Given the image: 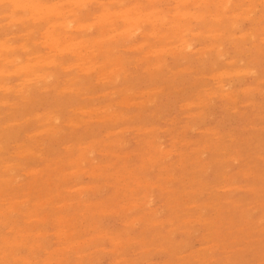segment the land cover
I'll list each match as a JSON object with an SVG mask.
<instances>
[{"label": "rangeland", "instance_id": "374dc122", "mask_svg": "<svg viewBox=\"0 0 264 264\" xmlns=\"http://www.w3.org/2000/svg\"><path fill=\"white\" fill-rule=\"evenodd\" d=\"M8 1L11 3H9ZM37 1H39V0H35V1L32 0L30 2L28 0H5V1L1 0L0 1V11H1L0 12V17H1L0 18V26L2 25L1 26L2 28L0 27V34H1L0 35V48H1L0 55L4 52L3 53L4 55L0 56V57H2V58H0V65H3V67L5 69L4 70L3 67L0 66V73H2V75L0 74V82L2 83V84L0 83V103L2 102L0 104V106L2 105L0 107V128H2L4 126L2 129H0V137H2V138H0V147H1V149H0V160H1L0 161V178H1L0 179V193L2 192L1 196H0V247L3 245L0 248V261H1L0 264L1 263L2 264H47L48 258L49 259L51 258V260L49 261L50 263L48 262V264H81V263L82 264H264V129H263L264 128V91H263L264 90V85H263L264 84V31H263L264 30V20H263V18H264V11H263L264 10L263 9L264 8V2H263V0H260L262 2H260L259 0H258V2L257 1L255 2V0L254 1L249 0V1H252L251 5L250 4L248 5V3H249L248 0H230L228 2L230 4V6L227 3L228 0L227 1L226 0H221V1L219 0V2L216 0H212V1L210 0V2H208L209 0H202V1L197 0V1H195L196 3L195 2L193 3L194 0H189L192 2H189L188 0H183V2H182V0H179V1L178 0H172V1L171 0H168V1L167 0H161V1H159V0H148V2H147V0H137V2H136V0H126V3H125V0H124L123 1L124 4H122V2H121L122 0H119V1H117V0H98V1L97 0H92V1L86 0L85 1L84 0L85 2L83 0H82V2H81V0H79V1L75 0V1H73V3H69L71 0H53V1L52 0H41L40 2H37ZM62 1L65 3H62ZM5 2H8V3H5ZM19 2H20L21 6H22V4H25L24 8L18 6ZM32 2H34V3H32ZM41 2H42V5H44L48 9H50V6L52 8H53V5L55 6L53 9L47 11L48 16H46L47 12L46 13L43 12V10L45 11L46 8L41 5ZM101 2L102 3L104 2L103 3L104 6L101 5ZM115 2L116 3L119 2L118 5H120V4H122V5L118 6ZM160 2L162 5L160 4ZM180 2H181V4H180ZM217 2L219 3V5H217L218 4ZM244 2H246V3H244ZM30 3H32V4L36 3V4L32 5ZM44 3H47V4H44ZM81 3H82V5H81ZM135 3L136 4L138 3V4L136 5ZM240 3H244V4H242V5H244V7L241 6L242 7L241 10H240V5H241ZM252 3H255V4H253L254 6L252 5ZM4 4H5L6 8L3 7ZM6 4H7V6H6ZM13 4L14 5L17 4V5L14 6ZM70 4H72V5H70ZM83 4L86 7L87 6L88 7L87 8L84 7ZM200 4H201V6H199ZM12 5H13V7H12ZM26 5H27V7H26ZM31 5H32V7H31ZM36 5L38 7H40L42 10L40 8L36 9V7H37ZM48 5H49V7H48ZM62 5H63V7H62ZM78 5L79 6L81 5L82 7L81 6L79 7ZM106 5H107V7L105 10ZM133 5H134V7H132ZM175 5H177L178 7ZM223 5H225V7L221 8V6H223ZM246 5L249 6V7H247L248 9L246 8ZM58 6H59L58 10H56ZM108 6H109V10H107ZM146 6H148V8ZM157 6H159V7H157ZM212 6L214 8H211ZM28 7H30L31 10L28 9ZM70 7H72V8L70 9ZM150 7H152V8H150ZM156 7L158 8V10ZM188 7H190V9ZM254 7H256V10L254 9ZM11 8H12V12H11ZM34 8L36 9V13L34 11L35 10ZM77 8H79V10L81 9L82 12H81V10L78 11ZM84 8H86V9H84ZM184 8L186 9L184 12V15H186V16H184L182 14L183 13L182 11L184 10ZM215 8L217 10L224 8V10H222L223 12L221 10H218V12H217V10ZM245 8H246V11H245ZM68 9H70V10H68ZM115 9L117 11H119V10H122V11L117 12ZM125 9H127V11ZM145 9L146 10L148 9L147 12ZM151 9H153V10H151ZM227 9H228V11H227ZM55 10L57 12H53ZM71 10H73V11L70 12ZM75 10L78 11V13H75ZM136 10H137V12L139 11L138 16L140 15L141 17H138L136 15L137 14V13H135ZM198 10H200V11L198 12ZM206 10H207V12H206ZM22 11H24V12H22ZM33 11H34V13H33ZM62 11H63V13H62ZM67 11L70 12V16H69V13ZM133 11L135 14H132ZM159 11L161 13L162 12L163 13L161 14ZM166 11H168V12H166ZM187 11H189V12L187 13ZM203 11L205 13V16L208 19L206 17H203V15H204ZM212 11L214 12L213 13L214 16H213V14L209 13ZM248 11L251 13L249 14ZM253 11H255V12L253 13ZM257 11H258V14H257ZM14 12H16V13H14ZM101 12H103V13H101ZM110 12L111 13L114 12L115 16L113 15V13L111 14ZM164 12L166 13L165 16H167L169 14L167 16L168 20H164V19H166L164 16V14H165ZM219 12H220V14H219ZM241 12L243 15L241 14ZM7 13H8V17H7ZM12 13L14 14L13 16H12ZM67 13H68V15H67ZM109 13H110V15H108ZM190 13H191V15H190ZM197 13L200 16H198ZM224 13H225V15H224ZM10 14L14 18L15 17H16V19L18 18V20H15L14 18H13L14 20L10 19L11 18L9 16ZM19 14H21V16ZM22 14H24L23 15L24 17L22 16ZM52 14L55 17H53ZM62 14H63V16H62ZM77 14L78 15L81 14L83 18L81 17V19H80V16H78ZM102 14H103V16H102ZM179 14L183 15V17H185V18L183 19V17ZM222 14H223V18H222ZM235 14L237 16H241L239 18L242 20H240L237 16H235ZM246 14H247V16H249V19L251 18L250 20L247 19ZM3 15L4 16L6 15V17H4ZM34 15H35V17H32ZM38 15H40V16L38 17ZM58 15H59V17H58ZM87 15L88 16L90 15V16L87 17ZM134 15H136V19L134 18ZM176 15H179V17L177 18L178 20H175ZM189 15H190V17H189ZM207 15L210 17H208ZM250 15L253 17H250ZM19 16L23 17L22 21H19L21 19ZM28 16H31V17L29 18ZM95 16H97V17H95ZM147 16H149V18ZM194 16H196V18H194ZM218 16L220 18H222L221 20L219 18V21L217 20ZM226 16H228L229 18L228 17L226 18ZM231 16H232V18H231ZM243 16H245V17H243ZM254 16H256L257 18ZM56 17H58V18H56ZM116 17H117V20L119 17L118 21H116ZM120 17L123 19H121ZM131 17H133V18H131ZM174 17H175V19H174ZM198 17H200V18H198ZM202 17H203V19H202ZM213 17H215V18H213ZM88 18H90V20ZM130 18H131V21L134 22V24L132 22H130ZM147 18H148V20H150V23H149V21H147ZM236 18H238L237 21H236ZM243 18H244V20H243ZM26 19H27V21H25ZM45 19L47 21L50 20L49 23L51 25H49V23H47V21ZM63 19L64 20L66 19V20L64 21ZM70 19L75 20L76 22L75 21L74 22L76 25L73 24V21ZM78 19H80V20H78ZM86 19L88 21H86ZM137 19L138 20L141 19L142 21L140 20L137 23ZM223 19L225 20V23H224ZM9 20L14 21V23L12 21L10 22ZM23 21H24V23H23ZM43 21H46L45 23L47 24V26ZM84 21H86V22L84 23ZM99 21H101V22H99ZM202 21H203V23H202ZM212 21H213V24H212ZM230 21L236 22L239 27L237 26L236 23L230 22ZM63 22H64V25L61 24ZM82 22L84 23L83 25H82ZM139 22L141 24L140 26L138 25ZM142 22H144L143 25H142ZM182 22H183V24H182ZM187 22L191 23V24H188ZM11 23H13L14 25L10 26ZM52 23H54V25ZM55 23L56 24L59 23V24L55 25ZM65 23H67V24H65ZM127 23H129V24L126 25ZM168 23H170V24H168ZM16 24H17V26H16ZM29 24H31L30 27H28ZM70 24H71L70 29H65V28H67V26L69 28ZM77 24H80V25H77ZM87 24H88V26H91L93 24L92 25L93 27H89L90 30L93 28V30H92L93 32L92 31L90 32L88 30ZM98 24H100V27H102V25H103V27L105 26L104 29H103V27L99 28ZM110 24L112 25V27ZM164 24H166V25H164ZM185 24L187 26H189V27L191 26V27L190 28L187 26L185 27ZM220 24H222L223 26ZM240 24H242V25H240ZM72 25L74 27H72ZM84 25H86V26L84 27ZM94 25H96L95 27H97V28L94 29ZM129 25H130V28L128 27ZM136 25H138V26L136 29H134L136 27ZM234 25L237 26V27H234L235 29L233 28ZM39 26H40V28H38ZM52 26H54V27H52ZM79 27H82V28H79ZM138 27L139 28L141 27V29H139ZM151 27H152V29H151ZM161 27H163V28H161ZM52 28H55V29L52 30ZM63 28H64V30H63ZM195 28H197V29H195ZM218 28L220 30L221 29L222 30L219 31ZM236 28H237V30H236ZM10 29H12V30H10ZM101 29H103L102 32H101ZM150 29L152 30L151 32H150ZM167 29L169 31H170V29L174 30L175 33H174V31L169 32ZM208 29H210V30H208ZM216 29L218 30V32H216L217 31ZM229 29L231 32L229 31ZM32 30H34V31H32ZM69 30L70 31L73 30V32L70 33ZM82 30H85V31L87 30V32L88 31L89 32L88 33L85 31L82 32ZM104 30H105L106 34H104ZM135 30H138V32L141 31L142 33H140V32L138 33ZM162 30H164V31H162ZM185 30H188V31H187V33L184 34L183 32ZM225 30H228V31L226 32ZM232 30H234L235 32H233ZM239 30H240V32H239ZM29 31H30V33H28ZM52 31L56 33V34L54 33V36L60 35V37H58L60 40H58V38L55 36L57 38V40L54 37L55 38L54 42L50 41L51 40L50 37L53 36ZM78 31L81 34L83 33L82 35L81 34L80 35L84 36V37H80V35L77 34V33H79ZM108 31H110L111 33H109ZM118 31H119V33H118ZM127 31H128V33H127ZM161 31L164 34H162ZM167 31H168V33H167ZM222 31H225V32L222 33ZM34 32H36V33H34ZM48 32H50V34H49L50 36H48V38H47L46 34L48 35ZM59 32H61V33L59 34ZM62 32H67V33H62ZM113 32H115V33H113ZM129 32H131V33H129ZM134 32H136L137 34L136 33L134 34ZM193 32H194V34H192ZM112 33H113V35H112ZM145 33H147V34H145ZM150 33L151 34L154 33L155 35L154 34L151 35ZM188 33H190V34H188ZM197 33H198V37H197ZM199 33H201V34L199 35ZM63 34H66V35L69 34V35L63 36ZM178 34H179V36H178ZM202 34L203 35L205 34L204 37ZM209 34H211L210 37H209ZM31 35H32V38H31ZM71 35L73 37L72 40H74V41L71 42V39H69V42H68L67 40H68V38H71ZM102 35H107L106 36L107 38L106 37L104 38V36H102ZM109 35H112V37L110 38ZM134 35H136V36L134 37ZM145 35H147V36H145ZM220 35H222V37ZM232 35H234V36H232ZM238 35L239 36L241 35L240 36L241 38ZM246 35H247V37L243 38ZM26 36H28V37L26 38ZM74 36L75 37L78 36V38L77 37L75 38ZM207 36L210 40L207 38ZM212 36H214L215 38ZM228 36H229V38H228ZM90 37L93 40H91ZM101 37H103V38H101ZM119 37L121 39H119ZM132 37H133V40H132ZM147 37L148 38L151 37V38L148 39ZM154 37H155V39H154ZM169 37H170V39H169L170 41L167 40ZM217 37H220V38H217ZM233 37H235V38H233ZM88 38L91 41L88 40ZM94 38H96V39H94ZM100 38L102 40H97ZM161 38H163V39H161ZM250 38H251V40L252 39L253 40L251 41ZM261 38H262V40H261ZM63 39L65 40L64 41L65 43L68 42L69 44L68 43L64 44ZM83 39H85L84 43L81 42V41H83ZM103 39H105V40H103ZM106 39H108V40H106ZM183 39H185L186 42ZM193 39H195L196 41ZM230 39H231V41H230ZM245 39H247V40H245ZM79 40H81V41H79ZM95 40H96V43H95ZM115 40H116V42H115ZM159 40H160V42H159ZM39 41H41V42H39ZM56 41H59V42L56 43ZM77 41H79L81 43V46H78L79 42L77 43V45H74V43L76 44ZM86 41L88 42L87 43L88 45H90V43H92V44L89 47H87ZM117 41H118V43H117ZM120 41L122 44L120 43ZM172 41H175L174 42L175 44ZM200 41H202V42L200 43ZM261 41H263V42H261ZM27 42H28V44H26ZM49 42H51V43H49ZM70 42H71V44H70ZM123 42H125V43L123 44ZM127 42H128V44H126ZM164 42L166 45L164 44ZM177 42H179V43H177ZM2 43L3 44L5 43L3 45V47H5V50L1 46ZM10 43H11V45H10ZM44 43H45V45H44ZM53 43H55L56 47L53 46L54 45ZM59 43H63V44L61 45ZM97 43L99 45L100 44L101 45L97 46L98 45ZM110 43H112V44L115 43L116 46L111 45ZM130 43H132V44H130ZM187 43L189 45H187ZM215 43H216L217 47L215 46ZM29 44H31V46H29ZM33 44H35V46ZM51 44H53L52 46L54 48L51 47ZM93 44H94V46H93ZM258 44H260V45H258ZM6 45H10V46H8V48H7ZM22 45H23V47H26V49H24L22 47ZM49 45H50V47H48ZM69 45H70V47H69ZM95 45L97 47H101V48H97ZM151 45H153L154 47L152 46L153 48H151ZM191 45L193 46L192 48H190ZM17 46H18L19 50L17 49ZM62 46H63L64 52H62V50H63ZM71 46H72V48H71ZM75 46H76V51H78L81 48H83V49L79 50L78 52H76L75 50H72L70 52V50L74 49ZM146 46H147V48H146ZM165 46H167V47H165ZM212 46H214V49ZM221 46L222 47L224 46V47L222 48ZM261 46H262V48H260ZM10 47H12V49ZM20 47H22V48H20ZM41 47H42V49H41ZM59 47H61V48L59 49ZM67 47L70 49H68ZM84 47L89 48L90 52L87 49V53H89V54H91V52H93L94 48H95L96 51L91 54L93 56H91L89 54L88 55L91 57L87 56V54L84 50L85 49ZM143 47H144V49H143ZM203 47L206 48L208 51L202 50V49H204ZM211 47L213 50L209 49ZM218 47L220 48V49H218V50H220L219 52L223 51L222 52L223 56L220 55L221 53H219L217 51ZM57 48H58V50H57ZM105 48L108 50H105ZM170 48L172 51H169ZM259 48H260V50H259ZM16 49L18 50V52L16 51ZM110 49L113 51H111ZM123 49H125V50H123ZM150 49H152L153 51L152 50L150 51ZM161 49L164 51H162ZM184 49H185V51H184ZM215 49H216V51H215ZM55 50H57V51H55ZM99 50H101V51H99ZM114 50H116V51H114ZM209 50H211V52ZM50 51H51V53H50ZM106 51H110V52L107 53ZM147 51L151 54H148ZM155 51L159 55H156ZM186 51H188L187 56L184 55V54H186ZM192 51L193 52L195 51V52L193 53ZM197 51H199V52L197 53ZM202 51L204 52V53H202V54H204V56L201 55ZM72 52H74L75 54L76 53H79V54H78V56H77V54L75 56V55H73L74 53H72ZM101 52H103V53H101ZM104 52H105V54H104ZM111 52H114L112 56L107 55V54H110ZM159 52H161V54ZM162 52H163V54H162ZM38 53H40V55H42V57H40V55ZM134 53H136L137 55ZM166 53H169V54H167L168 56H165L167 58H164V54H166ZM170 53L172 55H170ZM188 53H189V56H188ZM53 54H55V57H53ZM61 54H62V56H61ZM63 54H65L66 56ZM97 54H99V56L101 58H99V56ZM35 55H37L36 58H35ZM45 55H47V56H45ZM49 55L52 56L51 58L53 61H50L51 59L49 58L50 57ZM82 55L84 57L87 56L86 61L84 60V57ZM94 55H95V58L92 59L94 57ZM236 55H238V56H236ZM6 56L8 57V59H6L7 58ZM150 56H152V58ZM154 56H159V57H154ZM185 56H186V58H183ZM219 56H220V58L221 57L222 58L224 57V58L220 59ZM43 57H45V58L40 60ZM68 57H69V59H66ZM116 57H118L119 60L122 62H120L118 60V58H116ZM147 57L149 58V60ZM203 57H205V59H203ZM13 58H15V59L18 58V59H16V63L17 64L20 63V65L15 64L14 60H12ZM38 58H40V59H38ZM53 58H55V59H53ZM76 58H78V59H76ZM90 58L92 59V61L93 60L94 61H93V65L91 63V65L89 66L88 64H90V62H92L90 60ZM109 58L110 59L112 58V59L110 60ZM162 58H163V60H162ZM206 58H208V59H206ZM210 58H212L211 61H210ZM35 59H37L38 62L41 63L42 65H40L37 62V60H35ZM45 59L47 62L49 60L50 65L54 61H55L54 62L55 64L52 63V65L50 66V65H47L49 63H46V62H45L46 64L42 63V61L44 62ZM62 59H64V60H62ZM79 59H80V61L82 60V63H80ZM95 59H97L98 61L97 60L95 61ZM142 59L143 60L146 59V60L143 61ZM186 59H188V61ZM191 59L193 60V62L191 61ZM216 59H219V61H217ZM21 60L23 63L21 62ZM27 60H28V62H27ZM115 60L118 61L117 66H121L123 70H121V68L120 69L117 68V66L115 65L116 64ZM150 60L154 61V62H151ZM233 60L234 61L236 60L237 62L236 61L234 62ZM34 61H35V64H33ZM84 61H85V63H84ZM104 61H106V62H104ZM110 61H113V62H110ZM162 61L164 63L166 62L165 64L167 66H165V64ZM202 61H203V63H202ZM5 62H6V64H4ZM11 62H13V63H11ZM64 62H66V63H64ZM94 62H97V63H94ZM161 62L166 67V68L164 67L166 70L164 68H163L164 70L162 69L163 65L161 64ZM29 63H30V66L32 64L31 67L27 66V65H29ZM62 63H63V66L65 67L64 70L61 69V67L64 68L63 66H61ZM100 63L103 64V66L105 65L104 67H105L106 71ZM109 63L111 64L110 67L108 66ZM119 63H122V64L120 65ZM149 63H151L150 66H149ZM200 63H201V65H200ZM213 63H214V65H213ZM253 63H254V65H252ZM8 64H9V66H8ZM12 64H13V67H12ZM112 64H113V66H112ZM157 64H158V66L159 65H161V66L157 67ZM243 64H245V65H243ZM14 65H17L18 67L22 65L23 67L21 69L22 70L25 69V71L20 72V69ZM122 65H125L127 67L122 66ZM82 66H83V68H82ZM91 66H93V67L95 66L94 69ZM147 66H148V68H147ZM195 66H196V68H195ZM24 67H26V68H24ZM33 67H35L34 69L36 71H37L38 67H42V70H41V68H40V70H38V71H42V72H39L42 75L37 73L38 71L37 72L33 71V74H35V73L36 74L30 75L32 71L30 72L29 70L33 69ZM150 67L153 69V71ZM186 67H187V70H183V68L186 69ZM98 68H101V70L103 69L104 71L102 70V72L100 73L101 70ZM159 68H161L162 70ZM198 68H200V69H198ZM7 69L8 70L11 69V71H9L8 73L6 72L7 74L6 73L3 74V72L6 71ZM14 69H15V72H17V73L20 72V74H17V73L13 74ZM73 69H75V70H73ZM84 69H88L89 72H87V70H84ZM96 69H98V71ZM124 69H125V73H124ZM126 69H127V71H126ZM157 69H159V70L157 71ZM180 69L183 71L179 72ZM217 69H220V70H217ZM235 69H237L236 72L233 71ZM1 70H2V72H1ZM78 70H80V71H78ZM119 70L121 73L123 72L122 73L123 75L119 72ZM223 70L224 71L226 70V72H224ZM250 70L254 71L255 73L254 72L251 73ZM149 71H152V72H150V74H149ZM154 71H155V73H154ZM243 71L245 73H243ZM256 71L258 74L256 73ZM11 72H12V74L9 75V73H11ZM27 72H29V74ZM44 72H46V74H44ZM118 72H119V74H118ZM181 72H182V74H181ZM219 72H221V73H219ZM233 72H234V74H231ZM248 72L250 73V75L256 74L255 75L256 77L250 76L248 74ZM262 72H263V74H262ZM47 73L49 75H48V77L46 76L47 77L46 78L45 75H47ZM99 73H100V75H99ZM115 73L118 74L116 76L118 78H120L119 80L117 79V77H114ZM218 73L220 76L218 75ZM238 73H240V74H238ZM74 74H75V76H74ZM92 74H94V75H92ZM180 74H181V76H180ZM221 74H223V75H221ZM27 75L28 76L30 75L28 78L29 80L27 79V77H28ZM104 75L106 76V78L104 77ZM261 75H262V77H261ZM11 76H13V77H11ZM35 76H36V78H35ZM37 76H39V77H37ZM72 76H73V78L71 80ZM100 76H103V77H100ZM109 76H110V78H109ZM124 76H126V77H124ZM222 76H225V77H222ZM226 76H228V77L226 78ZM239 76H241V77H239ZM40 77L42 79L45 78L44 81L47 80L49 83L47 81H46L47 84L43 83V80H41ZM49 77H50V79H49ZM77 77L79 79H77ZM98 77L101 79H99ZM111 77L116 78V80H118L120 82H118L116 80H112L114 78L111 79ZM31 78H33V79H31ZM39 78H40V80H38ZM65 78H66V80H65ZM96 78H98L97 80H99L98 81L99 83H97ZM103 78H105L106 80H104ZM186 78L188 79L189 83L187 82ZM228 78H230V79H228ZM258 78H260V80ZM34 79H36V80H34ZM75 79H77V85H74L76 83H73L76 81ZM90 79H92V80H90ZM189 79H192V80L189 81ZM242 79H244V80H242ZM219 80H221V81H219ZM222 80H223V82H222ZM23 81L25 83L24 84L25 88L22 87ZM28 81H30V83H28ZM34 81H38L37 82L38 85ZM85 81H87V82H85ZM105 81H107V82H105ZM114 81H116V82H114ZM261 81H262V83H261ZM39 82L43 85L40 86L41 84ZM258 82H259V84H258ZM5 83H6V85H5ZM70 83L71 84L73 83V86H71ZM105 83H108V84H105ZM112 83H115L116 85L112 84ZM204 83H205V85H204ZM212 83H213V85H212ZM109 84L111 85V87L109 86ZM231 84H233V85H231ZM260 84L262 86L260 88L261 91H259ZM3 85L7 91L3 88ZM30 85H31V87L29 88L28 86H30ZM34 85H36V86H34ZM129 85H130V87H128ZM6 86L7 87L9 86V88H7ZM56 86H59V88ZM74 86H75V88H74ZM166 86H167V89H166ZM221 86L224 87L225 89H222ZM229 86L231 88H228ZM27 87L29 89L28 90L29 92L26 89ZM34 87H36V88H34ZM55 87L59 90L56 91ZM70 87L72 90H69ZM76 87L78 89H80V91H78V89ZM232 87H234V88H232ZM250 87H254V88L250 89ZM255 87L257 88V90ZM13 88H15V89L12 90ZM20 88L22 89V91ZM23 88L26 90H24ZM31 88L33 90H31ZM45 88L48 90L50 89V90L48 91ZM52 88H53V90H52ZM63 88L66 89L64 92H63ZM81 88H83V89H81ZM159 88H161V89H159ZM98 89H99V91H97ZM121 89H122V91H121ZM128 89L132 93H130ZM151 89H157L158 91H156V90L152 91ZM221 89L224 92L223 93L221 91V93L223 95L221 93H219ZM44 90H46V91H44ZM51 90H52V93H51ZM67 90H69V92H67ZM111 90L115 91V93L112 92ZM146 90H148V91H146ZM165 90H166V92L163 93ZM205 90H207V91H205ZM13 91H15V92H13ZM60 91L63 92L64 94H62ZM8 92H9V94H7ZM25 92H28V93H26V94H28L27 96H26ZM105 92H107L108 95ZM128 92L130 95L128 94ZM199 92H201V93H199ZM209 92H211V94ZM237 92L240 95H237L238 94ZM251 92H255V93H251ZM80 93H82V94H80ZM111 93L112 94L114 93L112 95V97H111ZM140 93H142V94H140ZM147 93H148V95H147ZM212 93H213L214 97H213ZM226 93H229V94H226ZM231 93L233 95L235 94L234 95L235 97L233 95H230ZM261 93H263V94H261ZM16 94H18V95H16ZM200 94H201V99L199 98ZM216 94L217 95L221 94V96H217ZM225 94L229 96V97L227 96V98L231 102L229 100H226L227 98H226ZM62 95H63V97H62ZM98 95L100 96V98L98 97ZM102 95H103V97H101ZM105 95H107V97H105ZM211 95H212V97H211ZM250 95L251 96L253 95L252 98ZM127 96L129 99L127 98ZM202 96L204 98H202ZM231 96L234 99L233 98L231 99ZM236 96H238V97H236ZM5 97H6V99H5ZM125 97L128 99V100L125 99V101L128 102L131 99L133 102L130 100L131 102H128V104L126 102L124 103L123 98H125ZM151 97H152V99H151ZM1 98H3L2 99L3 101L1 100ZM121 99H122V101H121ZM23 100H25V101H23ZM143 100L145 103L142 102ZM147 100H152V101L154 100V102L150 101L151 102L150 103L148 101L149 103H147L146 102ZM234 100H236V101H234ZM22 101H23V103H21ZM116 102H117V104H116ZM121 102H123V103H121ZM188 102H189V104L185 106V103H188ZM191 102H193V105H195V106L191 105ZM255 102H257V103H255ZM28 103H30V104L28 105ZM112 103H114V104H112ZM122 104H125V105H122ZM152 104H153V106H152ZM106 105H107V107H106ZM115 105H117V106H115ZM120 105L123 107H121ZM135 105L136 106L138 105V106L136 107ZM27 106H28V108H27ZM184 106H185V108H184ZM82 107L85 109V111L82 109ZM108 108H110V110ZM111 108H112V110H111ZM80 109H82V112ZM89 109L93 113L88 111ZM96 109H98V111L100 110L101 114L99 112H96L97 111ZM101 109H102V111H101ZM106 109H108L109 111L108 110L106 111ZM78 110H80V112ZM86 110L89 113H87ZM104 111L107 114L103 113ZM77 112H79V113H77ZM84 112H86V113H84ZM108 112H109V114H108ZM114 112H116V113H114ZM50 113H52L53 115L55 114V116H53ZM117 113H118V115L122 114V116H124V117L119 115L120 117H122V118L119 117L120 118V120H119V118L116 117V116H118ZM112 114H115V115L113 116ZM153 114H154V116H153ZM37 115L39 117H37ZM47 115H48V117H47ZM93 115H95V116H93ZM105 115H107V116H105ZM108 115L109 116L111 115L112 117L109 118ZM100 116L101 117L103 116V118H101ZM128 116L131 118H129ZM132 116L133 117L135 116L134 120L132 119ZM54 117H56V118H54ZM80 117H83V118H80ZM114 117H116L117 119H115ZM127 117H128V119H127ZM42 118H43V120H42ZM46 118H48V119H46ZM51 118L55 119V120H52ZM111 118H114V119H111ZM124 118H126V119H124ZM89 119L93 120V121H90ZM30 120H32V121H30ZM101 120H103L104 122ZM105 120H106V122H105ZM112 120H113V122H112ZM114 120L120 121V122H115ZM122 120H124V122ZM44 121H47V122H44ZM56 121H58L59 123ZM76 121L78 123H80L78 126L76 125V124H78ZM69 123H70V125H69ZM82 123L83 124L85 123V125H83ZM52 124H54V125H52ZM65 124H67V125H65ZM80 125L82 127H80ZM43 126H45V127H43ZM53 126H55L54 129H53ZM126 127H128L129 129L125 130V129H127ZM153 127H155V129H158V130L156 131L155 129H153L154 130V132H153L152 130H150ZM123 128H125V129H123ZM50 129H51V131H50ZM87 129H88V131H87ZM122 129L124 131H121ZM40 130L42 131L41 133L39 132ZM150 131H152V132L150 133ZM53 132H55V133H53ZM109 132H111L110 135H109ZM112 132H115L116 134L113 133V135H112ZM121 132L124 134L122 135ZM148 132L150 134L147 136ZM214 132H216V134H213ZM47 134H49V135H47ZM120 141H121V143H120ZM186 141L188 144H189V142H192L191 144H189L190 146L186 143ZM112 142H115V143H112ZM145 142H147V143H145ZM148 142L149 143L151 142L152 144L150 143V145H149ZM95 143H96V145H95ZM106 143H107V145H106ZM183 143H184V145H182ZM208 143L211 146H209ZM69 144H71V145L69 146ZM79 144H81V147ZM88 144H89V146H88ZM109 144H112V145L110 146ZM193 144H195V145H193ZM205 144H207V145L205 146ZM22 145H24V146H22ZM17 146H19V147H17ZM65 146L68 148H66ZM85 146H87L89 148L87 149V147H85ZM78 147H79V149H78ZM202 147H203V149H201ZM198 148L201 150H199ZM29 149H31V150L27 152V150H29ZM83 149H85V150H83ZM94 149L96 151H94ZM101 149H102V151H101ZM162 149L166 150V151H163ZM169 149H172V151ZM194 149H195V151H194ZM67 150H68V152H67ZM167 150L169 151V153ZM25 151L29 154L27 155V153ZM156 151H158L159 153ZM162 151H163V153L164 152L165 153L161 154ZM30 152H32L31 154H33V155H31ZM87 152L89 155L87 154ZM170 152H172V153H170ZM174 152H176V153H174ZM191 152H193V153L195 152V153L194 154L192 153L193 155L189 156ZM65 153H66V155H65ZM109 153H111V154H109ZM151 153H154V154H152L153 156L151 155ZM18 154H19V156H18ZM34 154H36V155L41 154L42 157H39L40 155L36 156ZM113 154H114V156H113ZM155 154H156V156L154 157ZM166 154H168V155H166ZM181 154L182 155L184 154V155L181 156ZM187 154L189 157L186 156ZM67 155H69V156H67ZM116 155H118V156H116ZM65 156L67 158H65ZM80 156L82 158L83 157L84 158L80 159L79 158ZM158 156H160V157H158ZM29 157H31V158H29ZM70 158H71V160H70ZM154 158H156V159H154ZM166 158H168V159H166ZM90 159H91V161L89 162L88 160H90ZM185 159H186V162L184 161ZM151 160H154V161L156 160V162H152ZM57 161L59 163H57ZM70 161H73V162H70ZM79 161H81L83 163L81 165H79L80 164V163L78 164ZM76 163L78 166H76ZM150 163L152 164V166H149V165H151ZM182 163L183 164L185 163V164L183 165ZM15 164H17V165H15ZM46 164H48L47 165L48 167L46 166ZM49 164H50V166H49ZM143 164H144V166H142ZM8 165L12 168L9 169ZM67 165L69 167H67ZM105 165L108 166V167L106 166V169H105ZM110 165H111V167H110ZM124 165H125V168H124ZM19 166H20V168H19ZM94 166H100L101 167L102 173L105 172L104 176L106 179L104 178L103 174L100 173L99 167H97V169H96ZM54 167H57V169L55 168L57 171H54V169H52ZM78 167H80V168H78ZM109 167H110V169H109ZM151 167H152V169H151ZM131 168L134 169L133 171L137 175L132 171ZM141 168H144V169H141ZM3 169H5V170L3 171ZM91 169L92 170L94 169V171H95V172L92 171V172H94L92 174L94 176V178L92 177V175H90V176L88 175V174H91L90 173ZM104 169H105V171H104ZM118 169H119V171H118ZM6 170H8L10 173ZM34 170H36L37 172L39 170L40 171L37 173ZM78 170L79 171L81 170V172H79ZM124 170L127 171V174H125ZM129 171H131V172H129ZM63 172H65L67 174L64 175ZM68 172H70V173H68ZM83 172H85V173L83 174ZM106 172H107V174H106ZM109 172L112 175V178H111ZM114 172L115 173L119 172V173L115 174ZM138 172H139V174H138ZM144 172H145V174H144ZM68 174H69V176H68ZM75 174H77V176L80 174L81 176L79 175V177H77ZM72 175H73V177H72ZM99 175H100V177H98ZM11 176H13L14 179H12ZM35 176H36V178H35ZM96 176L98 178H96ZM101 176H103V177H101ZM119 176H120V178H119ZM128 176H129V178H128ZM57 177H59V178H57ZM113 177H115V179ZM232 177H233V179H232ZM4 178H6V179L3 180ZM47 178H49V179H47ZM121 178H126V180L121 179ZM7 179H8V183H6ZM33 179L34 180L36 179V182ZM134 179H136V180H134ZM149 179H152V181ZM164 179H165V181H163ZM153 180H156V181H153ZM129 181L130 182L133 181V182L130 183ZM143 182H145V183H143ZM107 183L108 184L110 183V184L108 185ZM129 183L133 184L135 186L130 185ZM141 183L144 185H142ZM152 183H153V185H151ZM1 184H2V187H1ZM8 184H10V185H8ZM58 184L59 185L61 184V185L59 186ZM102 184H104V185L102 186ZM105 184H107V185L105 186ZM115 184H117V185H115ZM13 185H15V186H13ZM89 185H93V186L91 187ZM110 185L112 187H110ZM126 185H129V186H126ZM145 185H147V186L145 187ZM156 185H159V187H157ZM201 185H202V187H201ZM78 186H82V187L77 188ZM87 186H89V189ZM132 186H133V188H132ZM197 186H199V187H197ZM70 187H71V189H70ZM124 187H125V190H124ZM137 187H139V189ZM1 188L4 191L3 190L1 191ZM82 188L84 189V192L82 190V194L84 193L83 196L81 194V190H80V193H78L79 189H82ZM122 189H123L124 193H122ZM116 190L119 193V195H118V193H116ZM71 191H72V193H71ZM126 191H128V193ZM129 192H131L130 195H129ZM28 193L30 196L31 195L32 196L31 197L29 196L26 199L25 197L28 196ZM137 193H138L139 198L136 197ZM143 194H145L147 196L144 197ZM140 195L142 196L141 200H139L141 197ZM50 196H52V197H50ZM64 196H66V198ZM47 197H49V200L45 199ZM52 198H53V200L51 201L50 199H52ZM107 198H108V200H107ZM135 199H138V200H135ZM9 200L12 202H10ZM13 200H15V201L13 202ZM27 201H28V203H27ZM47 201H49V203ZM130 201L135 202V203H133L131 206ZM138 201H140V202H138ZM19 202L22 204L18 205V204H20ZM66 202H68V203L70 202V203L68 204ZM71 202H72V205H74V206L71 205ZM93 202H95V203H93ZM14 203H16V205ZM100 203H101V206H100ZM102 203H104V204H102ZM206 203L209 204L208 205L209 208L207 207ZM90 204H92V206ZM121 204H123V205H121ZM8 205H10L11 208ZM46 205H47V207H44ZM84 205L87 207V209ZM127 205H129V206H127ZM202 205H204L205 208L202 207ZM210 205H212V206L210 207ZM12 206L16 210V212L14 211ZM35 206H37V207H35ZM126 206H127V208L129 207L128 210H127ZM7 207H9L8 210L5 209ZM24 207H26V208H24ZM34 207L37 210H35ZM61 207L63 209H61ZM88 207H90V208H88ZM122 207L124 208V210L126 212L123 210ZM130 207H133V208H131L132 210L130 209ZM134 207L136 208V210ZM39 208H41V209H39ZM137 208H139V209H137ZM31 209H33V210H31ZM60 210H61V212H60ZM84 210L87 212L85 213ZM118 210H119V212H118ZM36 211L38 212V214ZM112 211H115L114 213L116 216L114 215V213ZM219 211H220V214L218 215ZM116 212H118L119 214ZM3 213L4 214L6 213V214L3 216ZM24 213H26V214L32 213V214L30 215L31 216L30 217V216H28V214L25 215ZM81 213L83 215L85 213L86 217L89 216V218L87 217V219H86L84 217L85 215L83 216ZM183 214H184V216H183ZM33 216H35V217H33ZM142 216H143V218H142ZM36 217H37V219H36ZM43 217H44V219H46L45 220L46 222L43 221ZM60 217H62V219L64 217L63 221H62V219H61V221L59 220ZM71 217H74V219ZM30 218H31V220L29 221ZM67 218H68V221L65 220ZM69 218L71 220H69ZM137 218H139V219H137ZM25 219H27L30 223L28 221L26 222ZM85 219H86V221H85ZM168 219H170V220L172 219L173 223L171 221H168ZM32 220H35V221L31 222ZM39 220H41V222ZM138 220H139V222H138ZM149 220L152 222H150ZM66 221L69 224V227H68V224L66 223ZM130 221H132L131 223L134 225L130 224L129 223ZM155 221H156V223H155ZM62 222L66 223L65 224L66 226ZM163 222H166V223H163ZM59 223L60 224L62 223L64 226L62 224L60 225ZM148 223H149V225H148ZM71 224H73L74 226ZM126 224L127 225L130 224V227H128ZM70 227H75V228L77 227V228L75 230H73L74 228L71 229ZM10 228H12V229H10ZM61 228L62 229L65 228V230L60 231ZM9 230H11V231H9ZM57 230H58V233H60L62 236L57 235V232H56ZM71 230H72V232L74 231L75 233L74 232H73L74 234L71 233ZM102 230H103V232H102ZM63 231H66L67 234L70 232L69 233L70 237L68 236L69 234L67 235L65 232L63 233ZM26 232L29 233V235ZM23 233H24V235L22 236ZM30 233H32V235ZM34 233L37 235H34ZM62 233L66 234L67 237H65V235H63ZM104 233H106V234H104ZM122 233H123V235H122ZM145 234H146V236H145ZM79 235H80V237H79ZM112 235H113V237H112ZM116 235H117V238H116ZM5 237H7V238H5ZM131 237H133V238L130 241ZM134 237H137V238H134ZM20 238L24 239V240L20 241L21 240ZM114 238H115V240H114ZM2 239L4 240V242L6 241V239H8V240L6 241V243H4ZM14 239H16V242ZM128 239H129V241H128ZM10 240H11V242H9ZM92 240H93V242H91ZM19 241L20 242L24 241V242L21 244V243H19ZM70 241L73 243H71ZM112 241H115V243L114 242L112 243ZM8 242H9V245H6V244H8ZM11 243L13 244V246L11 245L12 248L10 246ZM74 243H76V244H74ZM80 243H84V246L85 245L86 246L84 247L83 244H80ZM92 243H93V245H92ZM117 243H118V245H116ZM148 243H151V244H148ZM16 244H20L19 247ZM87 244H88V246H87ZM119 244H120V246H119ZM129 244H131L130 247H129ZM4 245H6V246H4ZM34 245L39 246V248L35 247ZM75 245H76V247H75ZM81 245L83 247H80ZM150 245H152V247ZM15 246H17V247H15ZM40 246H42V247L40 248ZM67 246L69 247V249H67L68 248ZM122 246H123V249H122ZM64 247H65V249H63ZM148 247H150L149 251H151V252L148 251V249H147ZM34 248H35V250H34ZM145 248L149 252L148 254H147V251ZM151 248H152V250H151ZM11 249H13V250L11 251ZM57 249H59V250L56 251ZM110 249H111V252H110ZM112 249L114 250L113 252H112ZM3 250L5 251V253ZM51 250H53V253ZM55 251H56V253H55ZM58 252H60V253H58ZM85 252H87L88 254ZM7 253H9V254H7ZM3 254H4V256H3ZM5 254H7V256ZM79 254H80V256H79ZM81 254L83 256H81ZM85 254H87V255H85ZM16 257H18L19 259H17ZM22 258H23V260H22ZM82 258L83 259L85 258V259L83 260ZM16 259H17V262H16ZM24 259L26 260L25 263H24V261H25ZM81 259L83 260V262ZM19 260H20V262H19ZM31 261H32V263H31ZM38 261H40V262H38ZM119 261H121V262H119ZM43 262H46V263H43Z\"/></svg>", "mask_w": 264, "mask_h": 264}, {"label": "bare ground", "instance_id": "6f19581e", "mask_svg": "<svg viewBox=\"0 0 264 264\" xmlns=\"http://www.w3.org/2000/svg\"><path fill=\"white\" fill-rule=\"evenodd\" d=\"M0 1H1V0H0ZM2 1H3V0H2ZM4 1H5V0H4ZM28 1L30 2V1H32V0H28ZM34 1H35V0H34ZM40 1H41V0H39V1H37V2H40ZM52 1H53V0H52ZM71 1H72V2H71ZM71 1H70L69 3H73V1H75V0H71ZM77 1H79V0H77ZM83 1H84V0H83ZM85 1H86V0H85ZM85 1H84V2H85ZM87 1H88V0H87ZM91 1H92V0H91ZM97 1H98V0H97ZM97 1H96V2H97ZM117 1H119V0H117ZM123 1H124V0L121 1L122 4H124ZM159 1H161V0H159ZM159 1H158V2H159ZM167 1H168V0H167ZM171 1H172V0H171ZM178 1H179V0H178ZM188 1H189V0H188ZM195 1H197V0H194L193 3H194ZM201 1H202V0H201ZM201 1H200V2H201ZM211 1H212V0H211ZM216 1L219 2V0H216ZM216 1H215V2H216ZM220 1H221V0H220ZM226 1H227V0H226ZM229 1H230V0H228L227 3H228ZM248 1H249V0H248ZM253 1H254V0H253ZM256 1L258 2V0H255V2H256ZM259 1H260V0H259ZM8 2H9V1H8ZM8 2H5V3H8ZM21 2H22V1H21ZM37 2H36V3H37ZM81 2H82V0H81ZM121 2H120V3H121ZM129 2H130V1H129ZM136 2H137V0H136ZM147 2H148V0H147ZM182 2H183V0H182ZM189 2H192V1H189ZM208 2H210V0H209ZM218 2H217V3H218ZM238 2H239V1H238ZM246 2H247V1H246ZM246 2H244V3H246ZM251 2H252V1H249L248 5H249V4L251 5ZM260 2H262V1H260ZM263 2H264V0H263ZM9 3H11V2H9ZM12 3H13V2H12ZM16 3H17V2H16ZM32 3H34V2H32ZM32 3H30V4H32ZM36 3H35V4H36ZM47 3H48V2H47ZM47 3H44V4H47ZM55 3H56V2H55ZM62 3H65V2L62 1ZM67 3H68V2H67ZM103 3H104V2H103ZM103 3L101 2V5H102V6H104ZM115 3H116V2H115ZM118 3H119V2H117L116 4L118 5ZM125 3H126V0H125ZM155 3H156V2H155ZM172 3H173V2H172ZM195 3H196V2H195ZM213 3H214V2H213ZM222 3H223V2H222ZM227 3H226V4H227ZM244 3H240V4H241V5H240V10L242 9V7H244V5H242V4H244ZM35 4H32V5H35ZM53 4H54V3H53ZM89 4H90V3H89ZM116 4H115V5H116ZM122 4H120V5H122ZM135 4H136V3H135ZM135 4H134V5H135ZM137 4H138V3H137ZM137 4H136V5H137ZM144 4H145V3H144ZM160 4H161V2H160ZM167 4H168V3H167ZM180 4H181V2H180ZM201 4H202V3H201ZM201 4H200L199 6H201ZM214 4H215V3H214ZM226 4H225V5H226ZM238 4H239V3H238ZM253 4H255V3H252V5H253ZM1 5H2V4H1ZM13 5H14V4H13ZM13 5H12V7H13ZM16 5H17V4H15L14 6H16ZM24 5H25V4H22V6H21V5H20V2H19V5H18V6L24 8ZM32 5H31V7H32ZM39 5H40V4H39ZM41 5H42V2H41ZM70 5H72V4H70ZM74 5H75V4H74ZM81 5H82V3H81ZM81 5H80V6H81ZM83 5H84V4H83ZM90 5H91V4H90ZM120 5H118V6H120ZM134 5H133L132 7H134ZM136 5H135V6H136ZM155 5H156V4H155ZM161 5H162V4H161ZM189 5H190V4H189ZM193 5H194V4H193ZM217 5H219V3H218ZM220 5H221V4H220ZM225 5L221 6V8H222V7H225ZM228 5L230 6L229 3H228ZM256 5H257V4H256ZM6 6H7V4H6ZM18 6H17V7H18ZM28 6H29V5H28ZM36 6H37V5H36ZM42 6L45 7L44 5H42ZM56 6H57V5H56ZM66 6H67V5H66ZM75 6H76V5H75ZM78 6H79V5H78ZM80 6H79V7H80ZM99 6H100V5H99ZM142 6H143V5H142ZM175 6H177V5H175ZM182 6H183V5H182ZM195 6H196V5H195ZM241 6H242V7H241ZM253 6H254V5H253ZM3 7L6 8V7H5V4H4ZM9 7H10V6H9ZM26 7H27V5H26ZM34 7H35V6H34ZM48 7H49V5H48ZM54 7H55V6L53 5V8H54ZM62 7H63V5H62ZM81 7H82V6H81ZM84 7H86V6L84 5ZM87 7H88V6H87ZM87 7H86V8H87ZM106 7H107V5L105 6V10H106ZM121 7H122V6H121ZM130 7H131V6H130ZM146 7L148 8V6H146ZM154 7H155V6H154ZM157 7H159V6H157ZM157 7H156V8H157ZM177 7H178V6H177ZM193 7H194V6H193ZM215 7H216V6H215ZM234 7H235V6H234ZM247 7H249V6L246 5V8H247ZM37 8H40V7L37 6L36 9H37ZM45 8H46V9H45ZM45 8H44L45 11L43 10V12H45V13H46L47 11L53 9L51 6H50V9H48L47 7H45ZM58 8H59V6L57 7L56 10H58ZM71 8H72V7H70V9H71ZM73 8H74V7H73ZM86 8H84V9H86ZM102 8H103V7H102ZM122 8H123V7H122ZM150 8H152V7H150ZM175 8H176V7H175ZM188 8L190 9V7H188ZM194 8H195V7H194ZM198 8H199V7H198ZM211 8H214V7L212 6ZM218 8H219V7H218ZM246 8H245V11H246ZM261 8H262V7H261ZM28 9H30V7H28ZM34 9H35V8H34ZM34 9H33V10H34ZM36 9L34 10L35 13H36ZM40 9H41V8H40ZM70 9H68V10H70ZM74 9H75V8H74ZM77 9H78V11L81 10V9L79 10V8H77ZM82 9H83V8H82ZM103 9H104V8H103ZM128 9H129V8H128ZM159 9H160V8H159ZM191 9H192V8H191ZM199 9H200V8H199ZM215 9H216V8H215ZM236 9H237V8H236ZM247 9H248V8H247ZM254 9L256 10V7H254ZM263 9H264V8H263ZM18 10H19V9H18ZM30 10H31V9H30ZM41 10H42V9H41ZM56 10L53 11V12H57ZM60 10H61V9H60ZM62 10H63V9H62ZM66 10H67V9H66ZM105 10H104V11H105ZM107 10H109V6H108ZM115 10H116V9H115ZM125 10L127 11V9H125ZM145 10H146V9H145ZM147 10H148V9H147ZM147 10H146V12H147ZM151 10H153V9H151ZM157 10H158V8H157ZM185 10H186L185 8H184L183 11L181 10V11L183 12V13H182L183 15H184ZM208 10H209V9H208ZM213 10H214V9H213ZM216 10H217V9H216ZM218 10H221V11H222V10H224V8H223V9H218ZM218 10H217V12H218ZM225 10H226V9H225ZM14 11H15V10H14ZM16 11H17V10H16ZM34 11H33V13H34ZM39 11H40V10H39ZM72 11H73V10H71L70 12H72ZM78 11L75 10V13H78ZM102 11H103V10H102ZM116 11H117V10H116ZM116 11H115V12H116ZM121 11H122V10H119V11H117V12H121ZM189 11H190V10H189ZM189 11H187V13H188ZM199 11H200V10H198V12H199ZM221 11H220V12H221ZM227 11H228V9H227ZM232 11H233V10H232ZM238 11H239V10H238ZM263 11H264V10H263ZM0 12H1V11H0ZM11 12H12V8H11ZM22 12H24V11H22ZM22 12H21V13H22ZM25 12H26V11H25ZM58 12H59V11H58ZM67 12H68V11H67ZM70 12H68V13H69V16H70ZM81 12H82V10H81ZM138 12H139V11H138ZM138 12H137V10H136V12H135V13H137V14H136L137 16H138ZM146 12H145V13H146ZM159 12H160V11H159ZM159 12H158V13H159ZM166 12H168V11H166ZM178 12H179V11H178ZM191 12H192V11H191ZM206 12H207V10H206ZM217 12H216V13H217ZM220 12H219V14H220ZM222 12H223V11H222ZM222 12H221V13H222ZM248 12H249V11H248ZM254 12H255V11H253V13H254ZM14 13H16V12H14ZM38 13H39V12H38ZM38 13H37V14H38ZM51 13H52V12H51ZM51 13H50V14H51ZM60 13H61V12H60ZM62 13H63V11H62ZM68 13H67V15H68ZM73 13H74V12H73ZM101 13H103V12H101ZM110 13H111V12H110ZM110 13H109L108 15H110ZM112 13H113V15L115 14L114 12H112ZM112 13H111V14H112ZM122 13H123V12H122ZM135 13H134V11L132 12V14H135ZM160 13H161V12H160ZM162 13H163V12H162ZM162 13H161V14H162ZM164 13H165V12H164ZM175 13H176V12H175ZM175 13H174V14H175ZM187 13H186V14H187ZM203 13H204V11H203ZM209 13H210V14H213L214 12L212 11V12H209ZM235 13H236V12H235ZM238 13H239V12H238ZM250 13H251V12H249V14H250ZM3 14H4V13H3ZM24 14H25V13H24ZM24 14H22V16H23ZM26 14H27V13H26ZM56 14H57V13H56ZM65 14H66V13H65ZM65 14H64V15H65ZM106 14H107V13H106ZM132 14H131V15H132ZM161 14H160V15H161ZM174 14H173V15H174ZM197 14H198V13H197ZM236 14H237V13H236ZM236 14H235V16H237ZM239 14H240V13H239ZM241 14H242V12H241ZM255 14H256V13H255ZM257 14H258V11H257ZM13 15H14V14L12 13V16H13ZM19 15L21 16V14H19ZM59 15H60V14H59ZM59 15H58V17H59ZM77 15H78V14H77ZM136 15H134V18H135V19H136ZM165 15H166V13L164 14V16H165ZM168 15H169V14H168ZM168 15H167V16H168ZM179 15H181V14H179ZM179 15H176V19H175V17H174V19H175V20H178L177 18L179 17ZM183 15H181V16L183 17ZM190 15H191V13H190ZM190 15H189V17H190ZM216 15H217V14H216ZM216 15H215V16H216ZM224 15H225V13H224ZM242 15H243V14H242ZM3 16H4V15H3ZM9 16L11 17L10 19H12V20H14V19H15V20H18V18L16 19V17H15V18L12 17L11 14H10ZM16 16H17V15H16ZM20 16H19V17H20ZM39 16H40V15H38V17H39ZM46 16H48V12H47V15H46ZM52 16H53V14H52ZM62 16H63V14H62ZM78 16H80V19H81L82 15L80 14V15H78ZM89 16H90V15H89ZM89 16L87 15V17H89ZM97 16H98V15H97ZM97 16H95V17H97ZM102 16H103V14H102ZM114 16H115V15H114ZM122 16H123V15H122ZM132 16H133V15H132ZM167 16H165L166 19H164V20H168V19H167V18H168ZM181 16H180V17H181ZM184 16H186V15H184ZM198 16H200V15L198 14ZM201 16H202V15H201ZM207 16H208V15H207ZM213 16H214V14H213ZM233 16H234V15H233ZM246 16H247V14H246ZM4 17H6V15H5ZM7 17H8V13H7ZM23 17H24V16H23ZM23 17H20L21 19L19 18V19H20L19 21H22V18H23ZM25 17H26V16H25ZM28 17L30 18L31 16H28ZM32 17H35V15L32 16ZM41 17H42V16H41ZM53 17H55V16H53ZM58 17H56V18H58ZM60 17H61V16H60ZM108 17H109V16H108ZM123 17H124V16H123ZM138 17H141V16L139 15ZM138 17H137V18H138ZM142 17H143V16H142ZM147 17L149 18V16H147ZM203 17H206V16H205V13H204ZM203 17H202V19H203ZM208 17H210V16H208ZM227 17H228V16H226V18H227ZM237 17L239 18V17H241V16H237ZM243 17H245V16H243ZM250 17H253V16L250 15ZM254 17H256V16H254ZM0 18H1V17H0ZM13 18H14V19H13ZM47 18H48V17H47ZM49 18H50V17H49ZM61 18H62V17H61ZM64 18H65V17H64ZM67 18H68V17H67ZM67 18H66V19H67ZM82 18H83V17H82ZM85 18H86V17H85ZM112 18H113V17H112ZM120 18H121V17H120ZM125 18H126V17H125ZM131 18H133V17H131ZM131 18H130V22H132V21H131ZM148 18H147V21H149V23H150V20H148ZM163 18H164V17H163ZM184 18H185V17H183V19H184ZM194 18H196V16H194ZM198 18H200V17H198ZM206 18H207V17H206ZM213 18H215V17H213ZM219 18H220V17L218 16V18H217L218 21H219ZM222 18H223V14H222ZM222 18H220V20H221ZM228 18H229V17H228ZM231 18H232V16H231ZM238 18H236V21L238 20ZM256 18H257V17H256ZM27 19H28V18H27ZM27 19H26L25 21H27ZM31 19H32V18H31ZM31 19H30V20H31ZM33 19H34V18H33ZM35 19H36V18H35ZM54 19H55V18H54ZM66 19H65V20H66ZM80 19H78V20H80ZM88 19L90 20V18H88ZM98 19H99V18H98ZM100 19H101V18H100ZM121 19H123V18H121ZM180 19H181V18H180ZM187 19H188V18H187ZM204 19H205V18H204ZM207 19H208V18H207ZM233 19H234V18H233ZM239 19H240V18H239ZM245 19H246V18H245ZM247 19H249V16H247ZM250 19H251V18H250ZM250 19H249V20H250ZM12 20H11V21H12ZM38 20H39V19H38ZM45 20H46V19H45ZM61 20H62V19H61ZM63 20H64V19H63ZM65 20H64V21H65ZM70 20H72V19H70ZM110 20H111V19H110ZM118 20H119V17H118ZM118 20H117V17H116V21H118ZM140 20H141V19H140ZM140 20L137 19V23H138V21H140ZM145 20H146V19H145ZM152 20H153V19H152ZM154 20H155V19H154ZM197 20H198V19H197ZM199 20H200V19H199ZM205 20H206V19H205ZM214 20H215V19H214ZM214 20H213V21H214ZM223 20H224V19H223ZM231 20H232V19H231ZM240 20H242V19H240ZM243 20H244V18H243ZM252 20H253V19H252ZM256 20H257V19H256ZM261 20H262V19H261ZM263 20H264V18H263ZM4 21H5V20H4ZM9 21H10V20H9ZM11 21H10V22H11ZM33 21H34V20H33ZM46 21H47V20H46ZM46 21H43V22L45 23ZM49 21H50V20H49ZM49 21H47V23H49ZM56 21H57V20H56ZM56 21H55V22H56ZM68 21H69V20H68ZM72 21H73V24H75L76 21H75V20H72ZM74 21H75V22H74ZM86 21H88V20L86 19ZM86 21H84V23H85ZM120 21H121V20H120ZM133 21H134V20H133ZM135 21H136V20H135ZM141 21H142V20H141ZM143 21H144V20H143ZM147 21H146V22H147ZM161 21H162V20H161ZM185 21H186V20H185ZM192 21H193V20H192ZM213 21H212V24H213ZM12 22L14 23V21H12ZM15 22H16V21H15ZM17 22H18V21H17ZM39 22H40V21H39ZM95 22H96V21H95ZM99 22H101V21H99ZM102 22H103V21H102ZM126 22H127V21H126ZM126 22H125V23H126ZM144 22H145V21H144ZM144 22H142V25H143ZM166 22H167V21H166ZM216 22H217V21H216ZM221 22H222V21H221ZM230 22H234V21H230ZM240 22H241V21H240ZM258 22H259V21H258ZM5 23H6V22H5ZM13 23H11L10 26H11V25H14ZM23 23H24V21H23ZM70 23H71V22H70ZM84 23L82 22V25H83ZM132 23L134 24V22H132ZM147 23H148V22H147ZM185 23H186V22H185ZM187 23H188V22H187ZM197 23H198V22H197ZM202 23H203V21H202ZM214 23H215V22H214ZM222 23H223V22H222ZM224 23H225V20H224ZM234 23H236V22H234ZM241 23H242V22H241ZM245 23H246V22H245ZM256 23H257V22H256ZM18 24H19V23H18ZM45 24H46V23H45ZM52 24L54 25V23H52ZM58 24H59V23H58ZM58 24L55 23V25H58ZM61 24L64 25V22L61 23ZM65 24H67V23H65ZM93 24H94V23H93ZM93 24H92V25H93ZM128 24H129V23H127L126 25H128ZM135 24H136V23H135ZM155 24H156V23H155ZM168 24H170V23H168ZM182 24H183V22H182ZM188 24H191V23H188ZM218 24H219V23H218ZM236 24H237V23H236ZM4 25H5V24H4ZM8 25H9V24H8ZM30 25H31V24H29L28 27H30ZM34 25H35V24H34ZM49 25H51V24L49 23ZM75 25H76V24H75ZM77 25H80V24H77ZM82 25H81V26H82ZM89 25H90V24H89ZM92 25H91V26H88V24H87V26H88V30H89L90 32L93 30V28H92L91 30H90V28H89V27H93ZM98 25H99V28H102V27H103V25H102V27H100V24H98ZM110 25H111V24H110ZM138 25H139V26L141 25L140 22H139ZM138 25H136V27H135L134 29H136ZM162 25H163V24H162ZM164 25H166V24H164ZM220 25H222V24H220ZM240 25H242V24H240ZM1 26H2V25H1ZM1 26H0V27H1ZM16 26H17V24H16ZM16 26H15V27H16ZM23 26H24V25H23ZM40 26H41V25H40ZM40 26H39L38 28H40ZM43 26H44V25H43ZM46 26H47V24H46ZM85 26H86V25H84V27H85ZM95 26H96V25H94V29L97 28V27H95ZM123 26H124V25H123ZM152 26H153V25H152ZM186 26H187V25L185 24V27H186ZM222 26H223V25H222ZM231 26H232V25H231ZM237 26H238V24H237ZM237 26L234 25L233 28H234V27H237ZM15 27H14V28H15ZM52 27H54V26H52ZM57 27H58V26H57ZM60 27H61V26H60ZM70 27H71V24H70L69 28H68V26H67V28H65V29H70ZM72 27H74V26L72 25ZM76 27H77V26H76ZM104 27H105V26H104ZM104 27H103V29H104ZM111 27H112V25H111ZM128 27L130 28V25H129ZM142 27H143V26H142ZM145 27H146V26H145ZM153 27H154V26H153ZM167 27H168V26H167ZM167 27H166V28H167ZM187 27H189V26H187ZM190 27H191V26H190ZM190 27H189V28H190ZM195 27H196V26H195ZM238 27H239V26H238ZM1 28H2V27H1ZM44 28H45V27H44ZM79 28H82V27H79ZM79 28H78V29H79ZM107 28H108V27H107ZM138 28H139V27H138ZM143 28H144V27H143ZM161 28H163V27H161ZM223 28H224V27H223ZM231 28H232V27H231ZM241 28H242V27H241ZM243 28H244V27H243ZM7 29H8V28H7ZM15 29H16V28H15ZM19 29H20V28H19ZM19 29H18V30H19ZM23 29H24V28H23ZM41 29H42V28H41ZM47 29H48V28H47ZM50 29H51V28H50ZM53 29H55V28H52V30H53ZM71 29H72V28H71ZM84 29H85V28H84ZM103 29H101V32H102ZM105 29H106V28H105ZM132 29H133V28H132ZM139 29H141V27H140ZM139 29H138V30H139ZM151 29H152V27H151ZM151 29H150V32L152 31ZM172 29H173V28H172ZM191 29H192V28H191ZM195 29H197V28H195ZM218 29H219V28H218ZM234 29H235V28H234ZM10 30H12V29H10ZM43 30H44V29H43ZM63 30H64V28H63ZM75 30H76V29H75ZM130 30H131V29H130ZM138 30H135V31L138 32ZM160 30H161V29H160ZM167 30H168V29H167ZM208 30H210V29H208ZM216 30H217V29H216ZM221 30H222V29H221ZM221 30L219 29V31H221ZM236 30H237V28H236ZM256 30H257V29H256ZM32 31H34V30H32ZM46 31H47V30H46ZM48 31H49V30H48ZM61 31H62V30H61ZM69 31H70V30H69ZM69 31H68V32H69ZM76 31H77V30H76ZM84 31H85V30H82V32H84ZM89 31H88V32H89ZM113 31H114V30H113ZM142 31H143V30H142ZM162 31H164V30H162ZM162 31H161V32H162ZM168 31H169V30H168ZM168 31H167V33H168ZM170 31L173 32L174 30H171V29H170ZM170 31H169V32H170ZM185 31H186V32H185ZM185 31H184V32L182 31V32L185 34V33H187L188 30H185ZM225 31L227 32L228 30H225ZM225 31H222V33L225 32ZM229 31H230V29H229ZM232 31L235 32L234 30H232ZM263 31H264V30H263ZM37 32H38V31H37ZM44 32H45V31H44ZM71 32H73V30L70 31V33H71ZM78 32H79V31H78ZM85 32H87V30H86ZM88 32H87V33H88ZM92 32H93V31H92ZM106 32H107V31H106ZM108 32L111 33L110 31H108ZM136 32H134V34H135ZM139 32L142 33L141 31H139ZM139 32H138V33H139ZM156 32H157V31H156ZM172 32H171V33H172ZM212 32H213V31H212ZM216 32H218V30H217ZM230 32H231V31H230ZM239 32H240V30H239ZM28 33H30V31H29ZM34 33H36V32H34ZM54 33H55V32L52 31V34H53L52 37H53V38L56 36V35L54 36ZM60 33H61V32H59V34H60ZM62 33H67V32H62ZM70 33H69V34H70ZM113 33H115V32H113ZM113 33H112V35H113ZM118 33H119V31H118ZM124 33H125V32H124ZM127 33H128V31H127ZM129 33H131V32H129ZM174 33H175V31H174ZM174 33H173V34H174ZM183 33H182V34H183ZM49 34H50V32H48V35L46 34V37H47V38H48V36H50ZM52 34H51V35H52ZM55 34H56V33H55ZM69 34H68V35H69ZM77 34L80 35L81 33L79 32V33H77ZM82 34H83V33H82ZM82 34H81V35H82ZM91 34H92V33H91ZM104 34H106V33H105V30H104ZM136 34H137V33H136ZM145 34H147V33H145ZM150 34H151V33H150ZM150 34H149V35H150ZM152 34H154V33H152ZM152 34H151V35H152ZM162 34H164V33L162 32ZM188 34H190V33H188ZM192 34H194V32H193ZM195 34H196V33H195ZM200 34H201V33H199V35H200ZM249 34H250V33H249ZM255 34H256V33H255ZM0 35H1V34H0ZM3 35H4V34H3ZM27 35H28V34H27ZM34 35H35V34H34ZM42 35H43V34H42ZM65 35H66V34H63V36H65ZM68 35H66V36H68ZM74 35H75V34H74ZM81 35H80V37H84V36H81ZM112 35H109L110 38L112 37ZM131 35H132V34H131ZM151 35H150V36H151ZM154 35H155V34H154ZM168 35H169V34H168ZM176 35H177V34H176ZM202 35H203V34H202ZM204 35H205V34H204ZM204 35H203V37H204ZM210 35H211V34H209V37H210ZM213 35H214V34H213ZM222 35H223V34H222ZM222 35H220V36L222 37ZM227 35H228V34H227ZM234 35H235V34H234ZM234 35H232V36H234ZM241 35H242V34H241ZM241 35H240V36H241ZM28 36H29V35H28ZM28 36H26V38H27ZM35 36H36V35H35ZM102 36H104V38H105L107 35H102ZM135 36H136V35H134V37H135ZM142 36H143V35H142ZM145 36H147V35H145ZM178 36H179V34H178ZM185 36H186V35H185ZM192 36H193V35H192ZM218 36H219V35H218ZM238 36H239V35H238ZM240 36H239V37H240ZM253 36H254V35H253ZM256 36H257V35H256ZM18 37H19V36H18ZM52 37H50V38H51L50 41H51V42H52V41L54 42L55 38H56V37H57V38L60 37V35H57L54 39H53ZM74 37H75V36H74ZM76 37L78 38V36H76ZM76 37H75V38H76ZM158 37H159V36H158ZM193 37H194V36H193ZM197 37H198V33H197ZM212 37H214V36H212ZM230 37H231V36H230ZM242 37H243V36H242ZM245 37H247V35L244 36L243 38H245ZM26 38H25V39H26ZM31 38H32V35H31ZM57 38H56V40H57ZM62 38H63V37H62ZM62 38H61V39H62ZM97 38H98V37H97ZM101 38H103V37H101ZM101 38H100V39H97V40H102ZM106 38H107V37H106ZM117 38H118V37H117ZM147 38H148V37H147ZM149 38H151V37H149ZM149 38H148V39H149ZM152 38H153V37H152ZM166 38H167V37H166ZM183 38H184V37H183ZM201 38H202V37H201ZM207 38H208V36H207ZM214 38H215V37H214ZM217 38H220V37H217ZM217 38H216V39H217ZM228 38H229V36H228ZM233 38H235V37H233ZM240 38H241V37H240ZM251 38H252V37H251ZM251 38H250V40H251ZM5 39H6V38H5ZM65 39H66V38H65ZM69 39H71V42L74 41V40H72V39H73L72 35H71V38H68V40H67L68 42H69ZM90 39H91V37H90ZM90 39L88 38V40H90ZM94 39H96V38H94ZM119 39H121V38L119 37ZM134 39H135V38H134ZM154 39H155V37H154ZM157 39H158V38H157ZM161 39H163V38H161ZM169 39H170V37H169L167 40L170 41ZM202 39H203V38H202ZM208 39H209V38H208ZM3 40H4V39H3ZM28 40H29V39H28ZM58 40H60V39L58 38ZM75 40H76V39H75ZM81 40H82V39H81ZM81 40H79V41H81ZM91 40H93V39H91ZM91 40H90V41H91ZM103 40H105V39H103ZM106 40H108V39H106ZM112 40H113V39H112ZM132 40H133V37H132ZM167 40H166V41H167ZM183 40H185V39H183ZM193 40H195V39H193ZM199 40H200V39H199ZM209 40H210V39H209ZM223 40H224V39H223ZM223 40H222V41H223ZM232 40H233V39H232ZM245 40H247V39H245ZM245 40H244V41H245ZM252 40H253V39H252ZM252 40H251V41H252ZM254 40H255V39H254ZM261 40H262V38H261ZM8 41H9V40H8ZM41 41H42V40H41ZM41 41H39V42H41ZM64 41H65V40L63 39V42H64ZM79 41H77L76 44L74 43V45H77V43H78ZM84 41H85V39H83V41H81V42L84 43ZM162 41H163V40H162ZM166 41H165V42H166ZM168 41H167V42H168ZM195 41H196V40H195ZM225 41H226V40H225ZM230 41H231V39H230ZM43 42H44V41H43ZM51 42H49V43H51ZM57 42H59V41H56V43H57ZM60 42H61V41H60ZM68 42H66V43H68ZM71 42H70V44H71ZM105 42H106V41H105ZM109 42H110V41H109ZM112 42H113V41H112ZM115 42H116V40H115ZM131 42H132V41H131ZM159 42H160V40H159ZM165 42H164V44H165ZM167 42H166V43H167ZM172 42L174 43L175 41H172ZM185 42H186V40H185ZM201 42H202V41H200V43H201ZM248 42H249V41H248ZM261 42H263V41H261ZM29 43H30V42H29ZM35 43H36V42H35ZM66 43L64 42V44H66ZM87 43H88V42L86 41V44H87ZM95 43H96V40H95ZM98 43H99V42H98ZM98 43H97V44H98ZM100 43H101V42H100ZM102 43H103V42H102ZM117 43H118V41H117ZM120 43H121V41H120ZM124 43H125V42H123V44H124ZM143 43H144V42H143ZM169 43H170V42H169ZM173 43H172V44H173ZM177 43H179V42H177ZM245 43H246V42H245ZM4 44H5V43H4ZM4 44L2 43L1 46L3 47ZM8 44H9V43H8ZM24 44H25V43H24ZM24 44H23V45H24ZM26 44H28V42H27ZM37 44H38V43H37ZM53 44H54V45H53ZM53 44H51V47H52V48H54L53 46H55V43H53ZM59 44L62 45L63 43H59ZM68 44H69V43H68ZM68 44H67V45H68ZM91 44H92V43H90V45H91ZM97 44H96V45H97ZM106 44H107V43H106ZM110 44H111V45H115V43H114V44L110 43ZM121 44H122V43H121ZM126 44H128V42H127ZM130 44H132V43H130ZM144 44H145V43H144ZM158 44H159V43H158ZM174 44H175V43H174ZM190 44H191V43H190ZM212 44H213V43H212ZM10 45H11V43H10ZM10 45H6L7 48H8V46H10ZM20 45H21V44H20ZM23 45H22V47H23ZM33 45L35 46V44H33ZM42 45H43V44H42ZM44 45H45V43H44ZM46 45H47V44H46ZM52 45H53V46H52ZM56 45H57V44H56ZM82 45H83V44H82ZM90 45L87 44L86 46L89 47ZM96 45H95V46H96ZM100 45H101V44H100ZM100 45L98 44L97 46H100ZM108 45H109V44H108ZM118 45H119V44H118ZM140 45H141V44H140ZM148 45H149V44H148ZM148 45H147V46H148ZM155 45H156V44H155ZM165 45H166V44H165ZM169 45H170V44H169ZM187 45H189V44L187 43ZM213 45H214V44H213ZM258 45H260V44H258ZM261 45H262V44H261ZM29 46H31V44H29ZM63 46H64V45H63ZM63 46H62V49H63ZM78 46H81V43H80V42H79V45H78ZM93 46H94V44H93ZM97 46H96V47H97ZM115 46H116V45H115ZM124 46H125V45H124ZM131 46H132V45H131ZM137 46H138V45H137ZM147 46H146V48H147ZM152 46H153V45H151V48L154 47V46H153V47H152ZM205 46H206V45H205ZM215 46H216V43H215ZM229 46H230V45H229ZM22 47H20V48H22ZM48 47H50V45H49ZM55 47H56V46H55ZM69 47H70V45H69ZM103 47H104V46H103ZM103 47H102V48H103ZM165 47H167V46H165ZM172 47H173V46H172ZM172 47H171V48H172ZM174 47H175V46H174ZM192 47H193V46L191 45L190 48H192ZM212 47H213V49H214V46H212ZM212 47L209 48V49H212ZM216 47H217V46H216ZM221 47H222V46H221ZM223 47H224V46H223ZM223 47H222V48H223ZM225 47H226V46H225ZM256 47H257V46H256ZM258 47H259V46H258ZM3 48H4V50H5V47H3ZM10 48L12 49V47H10ZM10 48H9V49H10ZM15 48H16V47H15ZM23 48L26 49V47H23ZM60 48H61V47H59V49H60ZM67 48H68V47H67ZM71 48H72V46H71ZM84 48H85L84 50H85L87 56L91 55L92 53H94V52L96 51L95 48L93 47V48H94V51L92 50L93 52H91V54H89V53H87V49L89 50V48H86V47H84ZM97 48H101V47H97ZM130 48H131V47H130ZM130 48H129V49H130ZM136 48H137V47H136ZM157 48H158V47H157ZM157 48H156V49H157ZM171 48H170L169 51H172ZM185 48H186V47H185ZM187 48H188V47H187ZM203 48H204V47H203ZM226 48H227V47H226ZM260 48H262V46H261ZM260 48H259V50H260ZM17 49H18V46H17ZM17 49H16V51L18 52L19 49H18V50H17ZM27 49H28V48H27ZM41 49H42V47H41ZM55 49H56V48H55ZM68 49H70V48H68ZM81 49H83V48H81ZM81 49H79V50H81ZM90 49H91V48H90ZM133 49H134V48H133ZM143 49H144V47H143ZM143 49H142V50H143ZM164 49H165V48H164ZM188 49H189V48H188ZM188 49H187V50H188ZM213 49H212V50H213ZM218 49H220V48H219V47L217 48V51L219 52L220 50H218ZM0 50H1V48H0ZM22 50H23V49H22ZM29 50H30V49H29ZM57 50H58V48H57ZM57 50H55V51H57ZM72 50H75V51H76V46H75L74 49H71L70 52H71ZM77 50H78V49H77ZM79 50H78V51H79ZM103 50H104V49H103ZM105 50H108V49L105 48ZM110 50H111V49H110ZM123 50H125V49H123ZM138 50H139V49H138ZM145 50H146V49H145ZM151 50H152V49H150V51H151ZM154 50H155V49H154ZM161 50H162V49H161ZM190 50H191V49H190ZM202 50L208 51L206 48H204V49H202ZM221 50H222V49H221ZM11 51H12V50H11ZM16 51H15V52H16ZM23 51H24V50H23ZM25 51H26V50H25ZM41 51H42V50H41ZM52 51H53V50H52ZM60 51H61V50H60ZM60 51H59V52H60ZM78 51H76V52H78ZM99 51H101V50H99ZM111 51H113V50H111ZM114 51H116V50H114ZM117 51H118V50H117ZM130 51H131V50H130ZM132 51H133V50H132ZM143 51H144V50H143ZM152 51H153V50H152ZM162 51H164V50H162ZM169 51H168V52H169ZM184 51H185V49H184ZM188 51H189V50H188ZM188 51H186V54H184V55L187 56V52H188ZM209 51L211 52V50H209ZM215 51H216V49H215ZM2 52H3V51H2ZM2 52H1V53H2ZM5 52H6V51H5ZM13 52H14V51H13ZM28 52H29V51H28ZM62 52H64V49L62 50ZM89 52H90V50H89ZM106 52L109 53L110 51H106ZM138 52H139V51H138ZM141 52H142V51H141ZM147 52H148V51H147ZM147 52H146V53H147ZM173 52H174V51H173ZM189 52H190V51H189ZM192 52H193V51H192ZM194 52H195V51H194ZM194 52H193V53H194ZM198 52H199V51H197V53H198ZM222 52H223V51H222ZM222 52H219V53H221L220 55L223 56ZM3 53H4V52H3ZM3 53H2L1 55H4ZM25 53H26V52H25ZM29 53H30V52H29ZM50 53H51V51H50ZM50 53H49V54H50ZM56 53H57V52H56ZM72 53H74V52H72ZM101 53H103V52H101ZM113 53H114V52H111V53H110L111 55H110V54H107V55L112 56ZM139 53H140V52H139ZM142 53H143V52H142ZM155 53H156V51H155ZM159 53L161 54V52H159ZM176 53H177V52H176ZM202 53H204L203 51L201 52V55L204 56V54H202ZM35 54H36V53H35ZM38 54L40 55V53H38ZM68 54H69V53H68ZM68 54H67V55H68ZM76 54H77V56H78L79 53H76ZM76 54L74 53L73 55L76 56ZM88 54H89V55H88ZM104 54H105V52H104ZM115 54H116V53H115ZM134 54H136V53H134ZM148 54H151V53L148 52ZM162 54H163V52H162ZM167 54H169V53L164 54V58H167V57H165V56H168ZM209 54H210V53H209ZM211 54H212V53H211ZM260 54H261V53H260ZM1 55H0V56H1ZM33 55H34V54H33ZM63 55H65V54H63ZM95 55H96V54H95ZM95 55H94V57H93L92 59L95 58ZM97 55L99 56V54H97ZM102 55H103V54H102ZM102 55H101V56H102ZM136 55H137V54H136ZM145 55H146V54H145ZM156 55H159V54L156 53ZM170 55H172V54L170 53ZM170 55H169V56H170ZM179 55H180V54H179ZM207 55H208V54H207ZM218 55H219V54H218ZM225 55H226V54H225ZM241 55H242V54H241ZM36 56H37V55H35V58H36ZM45 56H47V55H45ZM49 56H50V55H49ZM49 56H48V57H49ZM57 56H58V55H57ZM61 56H62V54H61ZM65 56H66V55H65ZM69 56H70V55H69ZM80 56H81V55H80ZM80 56H79V57H80ZM82 56H83V55H82ZM87 56H86V57L83 56L85 61L87 60ZM91 56H93V55H91ZM91 56H89V57H91ZM146 56H147V55H146ZM146 56H145V57H146ZM186 56L183 57V58H186ZM188 56H189V53H188ZM205 56H206V55H205ZM236 56H238V55H236ZM6 57H7V56H6ZM6 57H5V58H6ZM40 57H42V55H40ZM51 57H52V56L49 57V58L51 59L50 61H53ZM53 57H55V54H53ZM70 57H71V56H70ZM89 57H88V58H89ZM150 57L152 58V56H150ZM154 57H159V56H154ZM173 57H174V56H173ZM241 57H242V56H241ZM245 57H246V56H245ZM245 57H244V58H245ZM248 57H249V56H248ZM0 58H2V57H0ZM44 58H45V57H43V58H41V59L38 58V59L42 60V59H44ZM80 58H81V57H80ZM85 58H86V59H85ZM99 58H101V57L99 56ZM107 58H108V57H107ZM113 58H114V57H113ZM116 58H118V57H116ZM116 58H115V59H116ZM124 58H125V57H124ZM147 58H148V57H147ZM151 58H150V59H151ZM160 58H161V57H160ZM175 58H176V57H175ZM208 58H209V57H208ZM208 58H206V59H208ZM219 58H220V56H219ZM221 58H222V57H221ZM221 58H220V59H221ZM223 58H224V57H223ZM223 58H222V59H223ZM6 59H8V57H7ZM16 59H18V58H16ZM16 59H15V58L12 59V60H14V63H15V64H17V63H16ZM32 59H33V58H32ZM47 59H48V58H47ZM53 59H55V58H53ZM56 59H57V58H56ZM66 59H69V57L66 58ZM66 59H65V60H66ZM70 59H71V58H70ZM76 59H78V58H76ZM82 59H83V58H82ZM92 59L90 58L91 61H92ZM97 59H98V58H97ZM97 59H95V61H96ZM102 59H103V58H102ZM105 59H106V58H105ZM109 59H110V58H109ZM109 59H108V60H109ZM111 59H112V58H111ZM111 59H110V60H111ZM203 59H205V57H203ZM211 59H212V58H210V61H211ZM246 59H247V58H246ZM2 60H3V59H2ZM9 60H10V59H9ZM19 60H20V59H19ZM35 60H37V59H35ZM62 60H64V59H62ZM88 60H89V59H88ZM90 60H89V61H90ZM100 60H101V59H100ZM118 60H119V58H118ZM122 60H123V59H122ZM137 60H138V59H137ZM142 60H143V59H142ZM145 60H146V59H145ZM145 60H143V61H145ZM148 60H149V58H148ZM148 60H147V61H148ZM151 60H152V59H151ZM151 60H150V61H151ZM162 60H163V58H162ZM165 60H166V59H165ZM179 60H180V59H179ZM183 60H184V59H183ZM186 60L188 61V59H186ZM189 60H190V59H189ZM216 60L219 61V59H216ZM236 60H237V59H236ZM236 60H235V61H236ZM29 61H30V60H29ZM66 61H67V60H66ZM79 61H80V59H79ZM85 61H84V63H85ZM93 61H94V60H93ZM93 61L90 62V64H88L87 62H86V63L90 66L91 63H92V65H93ZM97 61H98V60H97ZM106 61H107V60H106ZM106 61H104V62H106ZM119 61H120V60H119ZM157 61H158V60H157ZM166 61H167V60H166ZM191 61L193 62L192 59H191ZM220 61H221V60H220ZM233 61H234V60H233ZM235 61H234V62H235ZM21 62H22V60H21ZM27 62H28V60H27ZM37 62H38V60H37ZM37 62H36V63H37ZM45 62H46V63H49V60H48V62L46 61V59H45L44 62L42 61V63L46 64ZM54 62H55V61H54ZM54 62H52V63H54ZM57 62H58V61H57ZM101 62H102V61H101ZM110 62H113V61H110ZM115 62H116L115 65L117 66V62H118V61L115 60ZM120 62H122V61H120ZM124 62H125V61H124ZM124 62H123V63H124ZM139 62H140V61H139ZM151 62H154V61H151ZM158 62H159V61H158ZM162 62H163V61H162ZM162 62H161V64H162ZM189 62H190V61H189ZM221 62H222V61H221ZM231 62H232V61H231ZM236 62H237V61H236ZM238 62H239V61H238ZM243 62H244V61H243ZM7 63H8V62H7ZM11 63H13V62H11ZM11 63H10V64H11ZM22 63H23V62H22ZM38 63H39V62H38ZM52 63H51V65H52ZM64 63H66V62H64ZM75 63H76V62H75ZM80 63H82V60L80 61ZM94 63H97V62H94ZM102 63H103V62H102ZM107 63H108V62H107ZM140 63H141V62H140ZM163 63H164V62H163ZM165 63H166V62H165ZM165 63H164V64H165ZM186 63H187V62H186ZM194 63H195V62H194ZM202 63H203V61H202ZM216 63H217V62H216ZM4 64H6V62H5ZM18 64L20 65V63H18ZM18 64H17V65H18ZM33 64H35V61H34ZM39 64L42 65L41 63H39ZM54 64H55V63H54ZM100 64H101V63H100ZM104 64H105V63H104ZM119 64L121 65L122 63H119ZM124 64H125V63H124ZM150 64H151V63H149V66H150ZM153 64H154V63H153ZM159 64H160V63H159ZM167 64H168V63H167ZM231 64H232V63H231ZM231 64H230V65H231ZM241 64H242V63H241ZM17 65H14V66H17ZM26 65H27V64H26ZM47 65H50V63L47 64ZM51 65H50V66H51ZM58 65H59V64H58ZM60 65H61V64H60ZM94 65H95V64H94ZM96 65H97V64H96ZM101 65L103 66V64H101ZM107 65H108V64H107ZM115 65H114V66H115ZM162 65H163V64H162ZM196 65H197V64H196ZM200 65H201V63H200ZM206 65H207V64H206ZM213 65H214V63H213ZM215 65H216V64H215ZM218 65H219V64H218ZM232 65H233V64H232ZM243 65H245V64H243ZM243 65H242V66H243ZM252 65H254V63H253ZM0 66L3 67V65H0ZM8 66H9V64H8ZM27 66H28V67H31L32 64H31V66H30V63H29V65H27ZM44 66H45V65H44ZM61 66H63V63H62ZM61 66H60V67H61ZM76 66H77V65H76ZM85 66H86V65H85ZM97 66H98V65H97ZM104 66H105V65H104ZM104 66H103V67H104ZM108 66L110 67L111 64L109 63ZM112 66H113V64H112ZM122 66H125V65H122ZM155 66H156V65H155ZM159 66H161V65H159ZM159 66H158V64H157V67H159ZM165 66H167V65L165 64ZM165 66L163 65L162 69H163ZM197 66H198V65H197ZM227 66H228V65H227ZM12 67H13V64H12ZM12 67H11V68H12ZM17 67H18V66H17ZM22 67H23L22 65L18 67V68L20 69V72L25 71V69H24V70L21 69ZM42 67H43V66H42ZM42 67H38L39 69L37 68V71L40 70V68H41V70H42ZM63 67H64V66H63ZM77 67H78V66H77ZM91 67L94 69L95 66H94V67L91 66ZM125 67H127V66H125ZM201 67H202V66H201ZM215 67H216V66H215ZM225 67H226V66H225ZM5 68H6V67H5ZM24 68H26V67H24ZM34 68H35V67H33V69H31V70L28 69L30 72L32 71L30 75L33 74V71L37 72ZM46 68H47V67H46ZM46 68H45V69H46ZM55 68H56V67H55ZM82 68H83V66H82ZM101 68H102V67H101ZM101 68H98V69L101 70ZM117 68H119V69L121 68V70H123L121 66H117ZM147 68H148V66H147ZM147 68H146V69H147ZM150 68H151V67H150ZM153 68H154V67H153ZM165 68H166V67H165ZM165 68H164V69H165ZM195 68H196V66H195ZM3 69H4V67H3ZM61 69L64 70L65 67H64V68L61 67ZM78 69H79V68H78ZM98 69H96V70L98 71ZM104 69H105V67H104ZM151 69H152V68H151ZM155 69H156V68H155ZM155 69H154V70H155ZM159 69H161V68H159ZM159 69H157V71H158ZM162 69H161V70H162ZM164 69H163V70H164ZM198 69H200V68H198ZM239 69H240V68H239ZM4 70H5V69H4ZM17 70H18V69H17ZM73 70H75V69H73ZM80 70H81V69H80ZM80 70H78V71H80ZM84 70H87V72H89L88 69H84ZM102 70H103V69H102ZM102 70L100 71V73L102 72ZM107 70H108V69H107ZM109 70H110V69H109ZM115 70H116V69H115ZM165 70H166V69H165ZM183 70H187V67H186V69L183 68ZM183 70L180 69L179 72H180V71H183ZM194 70H195V69H194ZM196 70H197V69H196ZM213 70H214V69H213ZM213 70H212V71H213ZM217 70H220V69H217ZM230 70H231V69H230ZM9 71H11V69H10V70L7 69L6 71L3 72V74H5L6 72L8 73ZM26 71H27V70H26ZM71 71H72V70H71ZM82 71H83V70H82ZM103 71H104V70H103ZM105 71H106V69H105ZM111 71H112V70H111ZM126 71H127V69H126ZM152 71H153V69H152ZM152 71H149V74H150V72H152ZM168 71H169V70H168ZM212 71H211V72H212ZM223 71H224V70H223ZM233 71L236 72L237 69H235V70H233ZM238 71H239V70H238ZM250 71H251V70H250ZM250 71H249V72H250ZM1 72H2V70H1ZM18 72H19V71H18ZM20 72L17 73V72H15V69H14L13 74H14V73L20 74ZM39 72H42V71H38L37 73H39ZM67 72H68V71H67ZM72 72H73V71H72ZM74 72H75V71H74ZM114 72H115V71H114ZM119 72H120V70H119ZM119 72H118V74H119ZM128 72H129V71H128ZM143 72H144V71H143ZM177 72H178V71H177ZM177 72H176V73H177ZM198 72H199V71H198ZM198 72H197V73H198ZM224 72H226V70H225ZM228 72H229V71H228ZM231 72H232V71H231ZM249 72H248V74L250 75ZM252 72H254V71H251V73H252ZM259 72H260V71H259ZM7 73H6V74H7ZM27 73L29 74V72H27ZM48 73H49V72H48ZM48 73H47V75H45V77H46V76L48 77V75L50 74V73H49V74H48ZM75 73H76V72H75ZM94 73H95V72H94ZM97 73H98V72H97ZM100 73H99V75H100ZM120 73H121V72H120ZM122 73H123V72H122ZM122 73H121V74H122ZM124 73H125V69H124ZM154 73H155V71H154ZM158 73H159V72H158ZM161 73H162V72H161ZM219 73H221V72H219ZM219 73H218V75H219ZM243 73H245V72L243 71ZM254 73H255V72H254ZM256 73H257V71H256ZM0 74L2 75V73H0ZM10 74H12V72L9 73V75H10ZM24 74H25V73H24ZM35 74H36V73H35ZM35 74H33V75H35ZM39 74H40V73H39ZM44 74H46V72H44ZM53 74H54V73H53ZM79 74H80V73H79ZM82 74H83V73H82ZM86 74H87V73H86ZM103 74H104V73H103ZM118 74L115 73L114 77H117L116 75H118ZM126 74H127V73H126ZM129 74H130V73H129ZM173 74H174V73H173ZM178 74H179V73H178ZM181 74H182V72H181ZM181 74H180V76H181ZM186 74H187V73H186ZM191 74H192V73H191ZM215 74H216V73H215ZM231 74H234V72L231 73ZM231 74H230V75H231ZM238 74H240V73H238ZM241 74H242V73H241ZM257 74H258V73H257ZM259 74H260V73H259ZM262 74H263V72H262ZM30 75H29V76H30ZM40 75H42V74H40ZM51 75H52V74H51ZM89 75H90V74H89ZM92 75H94V74H92ZM99 75H98V76H99ZM122 75H123V74H122ZM152 75H153V74H152ZM154 75H155V74H154ZM221 75H223V74H221ZM228 75H229V74H228ZM236 75H237V74H236ZM242 75H243V74H242ZM246 75H247V74H246ZM255 75H256V74H255ZM255 75L253 74V75H250V76H254V77H256ZM5 76H6V75H5ZM20 76H21V75H20ZM27 76H28V75H27ZM29 76L27 77V79L29 78ZM74 76H75V74H74ZM95 76H96V75H95ZM110 76H111V75H110ZM110 76H109V78H110ZM119 76H120V75H119ZM176 76H177V75H176ZM203 76H204V75H203ZM203 76H202V77H203ZM211 76H212V75H211ZM219 76H220V75H219ZM11 77H13V76H11ZM37 77H39V76H37ZM42 77H43V76H42ZM47 77H46V78H47ZM57 77H58V76H57ZM93 77H94V76H93ZM100 77H103V76H100ZM104 77L106 78L105 75H104ZM114 77H111V79L114 78ZM121 77H122V76H121ZM124 77H126V76H124ZM200 77H201V76H200ZM222 77H225V76H222ZM227 77H228V76H226V78H227ZM239 77H241V76H239ZM244 77H245V76H244ZM261 77H262V75H261ZM33 78H34V77H33ZM33 78H31V79H33ZM35 78H36V76H35ZM40 78H41V77H40ZM40 78H39L38 80H40ZM72 78H73V76L71 77V80H72ZM75 78H76V77H75ZM86 78H87V77H86ZM90 78H91V77H90ZM98 78H99V77H98ZM98 78H96V80H97ZM105 78H103V79L106 80ZM141 78H142V77H141ZM155 78H156V77H155ZM189 78H190V77H189ZM203 78H204V77H203ZM213 78H214V77H213ZM213 78H212V79H213ZM230 78H231V77H230ZM230 78H228V79H230ZM234 78H235V77H234ZM3 79H4V78H3ZM44 79H45V78H44ZM44 79L41 78V80H43V83L47 84L48 81H47V80L44 81ZM49 79H50V77H49ZM77 79H79V78L77 77ZM77 79H75L76 81L73 82V83H76V84H74V85H77ZM92 79H93V78H92ZM92 79H90V80H92ZM99 79H101V78H99ZM117 79L119 80L120 78L117 77ZM125 79H126V78H125ZM152 79H153V78H152ZM174 79H175V78H174ZM186 79H187V78H186ZM216 79H217V78H216ZM223 79H224V78H223ZM231 79H232V78H231ZM237 79H238V78H237ZM258 79L260 80V78H258ZM1 80H2V79H1ZM25 80H26V79H25ZM28 80H29V79H28ZM34 80H36V79H34ZM65 80H66V78H65ZM81 80H82V79H81ZM81 80H80V81H81ZM112 80H116V78H114V79H112ZM118 80H116V81H118ZM190 80H192V79H189V81H190ZM232 80H233V79H232ZM238 80H239V79H238ZM240 80H241V79H240ZM242 80H244V79H242ZM46 81H47V82H46ZM52 81H53V80H52ZM68 81H69V80H68ZM73 81H74V80H73ZM78 81H79V80H78ZM98 81H99V80H97V83H99ZM102 81H103V80H102ZM110 81H111V80H110ZM110 81H109V82H110ZM116 81H114V82H116ZM184 81H185V80H184ZM219 81H221V80H219ZM234 81H235V80H234ZM2 82H3V81H2ZM21 82H22V81H21ZM25 82H26V81H25ZM34 82L37 83L38 81H34ZM40 82H41V81H40ZM40 82H39V83H40ZM85 82H87V81H85ZM100 82H101V81H100ZM103 82H104V81H103ZM105 82H107V81H105ZM112 82H113V81H112ZM118 82H120V81H118ZM168 82H169V81H168ZM187 82H188V79H187ZM222 82H223V80H222ZM229 82H230V81H229ZM0 83H1V82H0ZM8 83H9V82H8ZM28 83H30V81H28ZM41 83H42V82H41ZM41 83H40V84H41ZM48 83H49V82H48ZM73 83H72V84L70 83L71 86H73ZM121 83H122V82H121ZM188 83H189V82H188ZM261 83H262V81H261ZM1 84H2V83H1ZM17 84H18V83H17ZM24 84H25V83H24V81H23V86H22V87H24ZM40 84H39V85H40ZM45 84H44V85H45ZM103 84H104V83H103ZM105 84H108V83H105ZM112 84H115V83H112ZM135 84H136V83H135ZM237 84H238V83H237ZM258 84H259V82H258ZM5 85H6V83H5ZM21 85H22V84H21ZM21 85H20V86H21ZM31 85H32V84H31ZM31 85L28 86V87L30 88ZM37 85H38V83H37ZM42 85H43V84H41L40 86H42ZM98 85H99V84H98ZM115 85H116V84H115ZM172 85H173V84H172ZM195 85H196V84H195ZM195 85H194V86H195ZM204 85H205V83H204ZM212 85H213V83H212ZM214 85H215V84H214ZM231 85H233V84H231ZM231 85H230V86H231ZM263 85H264V84H263ZM1 86H2V85H1ZM34 86H36V85H34ZM109 86L111 87L110 84H109ZM112 86H113V85H112ZM223 86H224V85H223ZM225 86H226V85H225ZM230 86H229L228 88H231ZM6 87H7V86H6ZM22 87H21V88H22ZM28 87L26 88L27 91L29 90ZM32 87H33V86H32ZM56 87L59 88V86H56ZM56 87H55V88H56ZM105 87H106V86H105ZM128 87H130V85H129ZM214 87H215V86H214ZM216 87H217V86H216ZM221 87H222V86H221ZM258 87H259V86H258ZM261 87H262V86H261V84H260L259 91H261V89H260ZM3 88H4V85H3ZM7 88H9V86H8ZM21 88H20V89H21ZM24 88H25V87H24ZM24 88H23V89H24ZM34 88H36V87H34ZM55 88H54V89H55ZM74 88H75V86H74ZM74 88H73V89H74ZM76 88H77V87H76ZM106 88H107V87H106ZM106 88H105V89H106ZM133 88H134V87H133ZM163 88H164V87H163ZM168 88H169V87H168ZM205 88H206V87H205ZM211 88H212V87H211ZM219 88H220V87H219ZM228 88H227V89H228ZM232 88H234V87H232ZM251 88H254V87H250V89H251ZM255 88H256V87H255ZM4 89L6 90V88H4ZM14 89H15V88H13L12 90H14ZM26 89H24V90H26ZM45 89H46V88H45ZM77 89H78V88H77ZM81 89H83V88H81ZM129 89H130V88H129ZM129 89H128V90H129ZM159 89H161V88H159ZM166 89H167V86H166ZM190 89H191V88H190ZM206 89H207V88H206ZM208 89H209V88H208ZM222 89H225V88L222 87ZM222 89L220 90L219 93H221ZM248 89H249V88H248ZM1 90H2V89H1ZM9 90H10V89H9ZM31 90H33V89L31 88ZM31 90H30V91H31ZM46 90H48V89H46ZM46 90H44V91H46ZM49 90H50V89H49ZM49 90H48V91H49ZM52 90H53V88H52ZM52 90H51V93H52ZM57 90H59V89L56 88V91H57ZM65 90H66V89L63 88V92H64ZM69 90H72L71 87H70ZM69 90H67V92H69ZM125 90H126V89H125ZM128 90H127V91H128ZM151 90H152V91H154V90L158 91L157 89H151ZM215 90H216V89H215ZM215 90H214V91H215ZM256 90H257V88H256ZM6 91H7V90H6ZM6 91H5V92H6ZM17 91H18V90H17ZM21 91H22V89H21ZM61 91H62V90H61ZM61 91H60V92H61ZM78 91H80V89H78ZM78 91H77V92H78ZM85 91H86V90H85ZM97 91H99V89H98ZM111 91H112V90H111ZM121 91H122V89H121ZM146 91H148V90H146ZM149 91H150V90H149ZM152 91H151V92H152ZM205 91H207V90H205ZM217 91H218V90H217ZM224 91H225V90H224ZM263 91H264V90H263ZM9 92H10V91H9ZM9 92H8L7 94H9ZM13 92H15V91H13ZM23 92H24V91H23ZM23 92H22V93H23ZM28 92H29V91H28ZM28 92H25V94L28 93ZM42 92H43V91H42ZM63 92H61V93L64 94ZM112 92L115 93V91H112ZM129 92H130V90H129ZM129 92H128V94H129ZM133 92H134V91H133ZM161 92H162V91H161ZM165 92H166V90H165L163 93H165ZM192 92H193V91H192ZM222 92H223V91H222ZM240 92H241V91H240ZM20 93H21V92H20ZM70 93H71V92H70ZM75 93H76V92H75ZM105 93H107V92H105ZM114 93H113V94H114ZM130 93H132V92H130ZM144 93H145V92H144ZM199 93H201V92H199ZM209 93L211 94V92H209ZM214 93H215V92H214ZM217 93H218V92H217ZM223 93H224V92H223ZM237 93H238V92H237ZM251 93H255V92H251ZM59 94H60V93H59ZM80 94H82V93H80ZM113 94L111 93V97H112ZM140 94H142V93H140ZM155 94H156V93H155ZM205 94H206V93H205ZM207 94H208V93H207ZM221 94H222V93H221ZM221 94H220V95H217V94H216V95H217V96H221ZM226 94H229V93H226ZM226 94H225V95H226ZM261 94H263V93H261ZM16 95H18V94H16ZM20 95H21V94H20ZM27 95H28V94H26V96H27ZM77 95H78V94H77ZM103 95H104V94H103ZM103 95H102L101 97H103ZM107 95H108V93H107ZM107 95H105V97H107ZM129 95H130V94H129ZM129 95H128V96H129ZM131 95H132V94H131ZM147 95H148V93H147ZM153 95H154V94H153ZM208 95H209V94H208ZM212 95H213V93H212ZM212 95H211V97H212ZM222 95H223V94H222ZM230 95H233V94L231 93ZM234 95H235V94H234ZM234 95H233V96H234ZM237 95H240V94L238 93ZM253 95H254V94H253ZM253 95H252V96H253ZM257 95H258V94H257ZM6 96H7V95H6ZM22 96H23V95H22ZM26 96H25V97H26ZM78 96H79V95H78ZM117 96H118V95H117ZM128 96H127V98H128ZM136 96H137V95H136ZM136 96H135V97H136ZM141 96H142V95H141ZM151 96H152V95H151ZM203 96H204V95H203ZM203 96H202V98H204ZM227 96H228V95H226V98H227ZM250 96H251V95H250ZM252 96H251V98H252ZM62 97H63V95H62ZM98 97L100 98L99 95H98ZM108 97H109V96H108ZM114 97H115V96H114ZM133 97H134V96H133ZM205 97H206V96H205ZM213 97H214V95H213ZM224 97H225V96H224ZM228 97H229V96H228ZM234 97H235V96H234ZM236 97H238V96H236ZM127 98H126V97L123 98V100H124L123 102H124V103L126 102V103L128 104V102H131L132 100L130 99L131 101L129 100V101L127 102V101H125V99H126V100L129 99V98H128V99H127ZM131 98H132V97H131ZM136 98H137V97H136ZM199 98L201 99V94H200V97H199ZM222 98H223V97H222ZM232 98H233V97L231 96V99H232ZM242 98H243V97H242ZM2 99H3V98H1V100H2ZM5 99H6V97H5ZM5 99H4V100H5ZM25 99H26V98H25ZM30 99H31V98H30ZM102 99H103V98H102ZM107 99H108V98H107ZM151 99H152V97H151ZM224 99H225V98H224ZM233 99H234V98H233ZM235 99H236V98H235ZM253 99H254V98H253ZM21 100H22V99H21ZM28 100H29V99H28ZM71 100H72V99H71ZM99 100H100V99H99ZM154 100H155V99H154ZM154 100H153V101H152V100H147L146 102H147V103H149L150 101L154 102ZM222 100H223V99H222ZM226 100H229V99L227 98ZM236 100H237V99H236ZM236 100H234V101H236ZM247 100H248V99H247ZM247 100H246V101H247ZM2 101H3V100H2ZM23 101H25V100H23ZM23 101H22L21 103H23ZM121 101H122V99H121ZM139 101H140V100H139ZM148 101H149V102H148ZM198 101H199V100H198ZM205 101H206V100H205ZM229 101H230V100H229ZM232 101H233V100H232ZM123 102H121V103H123ZM132 102H133V101H132ZM142 102H144V100H143ZM142 102H141V103H142ZM230 102H231V101H230ZM253 102H254V101H253ZM1 103H2V102H1ZM1 103H0V104H1ZM6 103H7V102H6ZM21 103H20V104H21ZM136 103H137V102H136ZM144 103H145V102H144ZM150 103H151V102H150ZM197 103H198V102H197ZM197 103H196V104H197ZM255 103H257V102H255ZM258 103H259V102H258ZM9 104H10V103H9ZM9 104H8V105H9ZM18 104H19V103H18ZM29 104H30V103H28V105H29ZM112 104H114V103H112ZM116 104H117V102H116ZM129 104H130V103H129ZM133 104H134V103H133ZM137 104H138V103H137ZM139 104H140V103H139ZM188 104H189V102H188V103H185V106L188 105ZM198 104H199V103H198ZM5 105H6V104H5ZM11 105H12V104H11ZM108 105H109V104H108ZM122 105H125V104H122ZM140 105H141V104H140ZM145 105H146V104H145ZM145 105H144V106H145ZM147 105H148V104H147ZM191 105H193V102H191ZM210 105H211V104H210ZM248 105H249V104H248ZM259 105H260V104H259ZM1 106H2V105H1ZM1 106H0V107H1ZM115 106H117V105H115ZM120 106H121V105H120ZM131 106H132V105H131ZM135 106H136V105H135ZM137 106H138V105H137ZM137 106H136V107H137ZM152 106H153V104H152ZM185 106H184V108H185ZM193 106H195V105H193ZM196 106H197V105H196ZM253 106H254V105H253ZM257 106H258V105H257ZM257 106H256V107H257ZM4 107H5V106H4ZM13 107H14V106H13ZM19 107H20V106H19ZM101 107H102V106H101ZM106 107H107V105H106ZM111 107H112V106H111ZM113 107H114V106H113ZM121 107H123V106H121ZM127 107H128V106H127ZM132 107H133V106H132ZM212 107H213V106H212ZM27 108H28V106H27ZM143 108H144V107H143ZM174 108H175V107H174ZM228 108H229V107H228ZM82 109L85 111V109H84L83 107H82ZM82 109H80L81 112H82ZM87 109H88V108H87ZM90 109H91V108H90ZM90 109H89L88 111L92 112V111H91L92 109H91V110H90ZM93 109H94V108H93ZM98 109H99V108H98ZM98 109H96V110H97L96 112H99V113L101 114L100 110L98 111ZM108 109L110 110V108H108ZM108 109H106V111H107ZM158 109H159V108H158ZM187 109H188V108H187ZM198 109H199V108H198ZM75 110H76V109H75ZM75 110H74V111H75ZM80 110H78V111L80 112ZM94 110H95V109H94ZM94 110H93V111H94ZM103 110H104V109H103ZM109 110H108V111H109ZM111 110H112V108H111ZM114 110H115V109H114ZM114 110H113V111H114ZM66 111H67V110H66ZM74 111H73V112H74ZM101 111H102V109H101ZM79 112H77V113H79ZM86 112H87V110H86ZM86 112H84V113H86ZM110 112H111V111H110ZM8 113H9V112H8ZM52 113H53V112H52ZM52 113H50V114H52ZM87 113H89V112H87ZM92 113H93V112H92ZM92 113H91V114H92ZM103 113H105V111H104ZM111 113H112V112H111ZM114 113H116V112H114ZM57 114H58V113H57ZM97 114H98V113H97ZM100 114H99V115H100ZM105 114H107V113H105ZM108 114H109V112H108ZM123 114H124V113H123ZM154 114H155V113H154ZM154 114H153V116H154ZM25 115H26V114H25ZM44 115H45V114H44ZM52 115H53V114H52ZM82 115H83V114H82ZM112 115L114 116L115 114H112ZM117 115H118V113H117ZM119 115L122 116V114H119ZM119 115L116 116V117L119 118V117H120ZM45 116H46V115H45ZM49 116H50V115H49ZM53 116H55V114H54ZM83 116H84V115H83ZM85 116H86V115H85ZM93 116H95V115H93ZM105 116H107V115H105ZM37 117H39V116L37 115ZM47 117H48V115H47ZM100 117H101V116H100ZM108 117L110 118V117H112V116H111V115H110V116L108 115ZM116 117H114V118L117 119ZM122 117H124V116H122ZM122 117H120V118H122ZM128 117H129V116H128ZM128 117H127V119H128ZM134 117H135V116H134ZM134 117L132 116V119H133V120L135 119ZM54 118H56V117H54ZM74 118H75V117H74ZM80 118H83V117H80ZM101 118H103V116H102ZM114 118H111V119H114ZM120 118H119V120H120ZM129 118H131V117H129ZM222 118H223V117H222ZM29 119H30V118H29ZM38 119H39V118H38ZM46 119H48V118H46ZM51 119H52V118H51ZM124 119H126V118H124ZM42 120H43V118H42ZM52 120H55V119H52ZM73 120H74V119H73ZM80 120H81V119H80ZM82 120H83V119H82ZM89 120H90V119H89ZM25 121H26V120H25ZM25 121H24V122H25ZM30 121H32V120H30ZM77 121H78V120H77ZM77 121H76V122H77ZM87 121H88V120H87ZM90 121H93V120H90ZM98 121H99V120H98ZM101 121H103V120H101ZM101 121H100V122H101ZM109 121H110V120H109ZM114 121H115V120H114ZM122 121L124 122V120H122ZM44 122H47V121H44ZM56 122H58V121H56ZM88 122H89V121H88ZM100 122H99V123H100ZM103 122H104V121H103ZM105 122H106V120H105ZM107 122H108V121H107ZM112 122H113V120H112ZM115 122H120V121H115ZM58 123H59V122H58ZM70 123H71V122H70ZM70 123H69V125H70ZM74 123H75V122H74ZM74 123H73V124H74ZM77 123H78V122H77ZM251 123H252V122H251ZM10 124H11V123H10ZM47 124H48V123H47ZM47 124H46V125H47ZM79 124H80V123H78V124H76V125L78 126ZM82 124H83V123H82ZM90 124H91V123H90ZM7 125H8V124H7ZM52 125H54V124H52ZM55 125H56V124H55ZM65 125H67V124H65ZM83 125H85V123H84ZM115 125H116V124H115ZM58 126H59V125H58ZM77 126H76V127H77ZM3 127H4V126H3ZM3 127H2V128H3ZM10 127H11V126H10ZM12 127H13V126H12ZM14 127H15V126H14ZM43 127H45V126H43ZM54 127H55V126H53V129H54ZM70 127H71V126H70ZM80 127H82V126L80 125ZM2 128H0V129H2ZM126 128H127V129H125V128H123V129H125V130H128V129H129L128 127H126ZM5 129H6V128H5ZM89 129H90V128H89ZM123 129H122L121 131H124ZM130 129H131V128H130ZM138 129H139V128H138ZM153 129H155V127L151 128L150 130H152V131L154 132ZM263 129H264V128H263ZM42 130H43V129H42ZM140 130H141V129H140ZM155 130L157 131L158 129H155ZM215 130H216V129H215ZM50 131H51V129H50ZM55 131H56V130H55ZM73 131H74V130H73ZM87 131H88V129H87ZM119 131H120V130H119ZM131 131H132V130H131ZM148 131H149V130H148ZM152 131H150V133H151ZM39 132L41 133L42 131L40 130ZM56 132H57V131H56ZM107 132H108V131H107ZM116 132H117V131H116ZM210 132H211V131H210ZM50 133H51V132H50ZM53 133H55V132H53ZM113 133H115V132H112V135H113ZM121 133H122V132H121ZM121 133H120V134H121ZM138 133H139V132H138ZM142 133H143V132H142ZM142 133H141V134H142ZM150 133L148 132L147 136H148ZM208 133H209V132H208ZM35 134H36V133H35ZM45 134H46V133H45ZM56 134H57V133H56ZM110 134H111V132H109V135H110ZM115 134H116V133H115ZM123 134H124V133H122V135H123ZM143 134H144V133H143ZM213 134H216V132H214ZM43 135H44V134H43ZM47 135H49V134H47ZM59 135H60V134H59ZM106 135H107V134H106ZM7 136H8V135H7ZM29 136H30V135H29ZM35 136H36V135H35ZM37 136H38V135H37ZM104 136H105V135H104ZM33 137H34V136H33ZM57 137H58V136H57ZM106 137H107V136H106ZM109 137H110V136H109ZM121 137H122V136H121ZM135 137H136V136H135ZM220 137H221V136H220ZM0 138H2V137H0ZM37 138H38V137H37ZM51 138H52V137H51ZM54 138H55V137H54ZM62 138H63V137H62ZM114 138H115V137H114ZM5 139H6V138H5ZM31 139H32V138H31ZM35 139H36V138H35ZM117 140H118V139H117ZM121 141H122V140H121ZM121 141H120V143H121ZM151 142H152V141H151ZM151 142H150V143H151ZM154 142H155V141H154ZM178 142H179V141H178ZM112 143H115V142H112ZM145 143H147V142H145ZM148 143H149V142H148ZM150 143H149V145H150ZM152 143H153V142H152ZM152 143H151V144H152ZM175 143H176V142H175ZM175 143H174V144H175ZM186 143H187V141H186ZM186 143H185V144H186ZM191 143H192V142H189V144H191ZM98 144H99V143H98ZM154 144H155V143H154ZM187 144H188V143H187ZM187 144H186V145H187ZM189 144H188V145H189ZM208 144H209V143H208ZM70 145H71V144H69V146H70ZM79 145H80V147H81V144H79ZM79 145H78V146H79ZM95 145H96V143H95ZM106 145H107V143H106ZM106 145H105V146H106ZM109 145L111 146L112 144H109ZM155 145H156V144H155ZM182 145H184V143H183ZM193 145H195V144H193ZM206 145H207V144H205V146H206ZM22 146H24V145H22ZM88 146H89V144H88ZM152 146H153V145H152ZM156 146H157V145H156ZM189 146H190V145H189ZM209 146H211V145L209 144ZM17 147H19V146H17ZM20 147H21V146H20ZM65 147H66V146H65ZM83 147H84V146H83ZM85 147H87V146H85ZM157 147H158V146H157ZM162 147H163V146H162ZM66 148H68V147H66ZM88 148H89V147H87V149H88ZM92 148H93V147H92ZM92 148H91V149H92ZM111 148H112V147H111ZM160 148H161V147H160ZM0 149H1V147H0ZM70 149H71V148H70ZM70 149H69V150H70ZM78 149H79V147H78ZM95 149H96V148H95ZM95 149H94V151H96ZM152 149H153V148H152ZM152 149H151V150H152ZM198 149H199V148H198ZM198 149H197V150H198ZM201 149H203V147H202ZM201 149H199V150H201ZM30 150H31V149L27 150V152L30 151ZM83 150H85V149H83ZM151 150H150V151H151ZM157 150H158V149H157ZM162 150H163V149H162ZM169 150L172 151V149H169ZM22 151H23V150H22ZM32 151H33V150H32ZM73 151H74V150H73ZM80 151H81V150H80ZM90 151H91V150H90ZM92 151H93V150H92ZM101 151H102V149H101ZM154 151H155V150H154ZM163 151H166V150H163ZM163 151L161 152V154H164V153H165V152L163 153ZM167 151H168V150H167ZM192 151H193V150H192ZM194 151H195V149H194ZM20 152H21V151H20ZM25 152H26V151H25ZM27 152H26V153H27ZM34 152H35V151H34ZM34 152H33V153H34ZM67 152H68V150H67ZM156 152H158V151H156ZM186 152H187V151H186ZM198 152H199V151H198ZM31 153H32V152H30V154H31ZM107 153H108V152H107ZM154 153H155V152H154ZM154 153H151V155L154 154ZM158 153H159V152H158ZM168 153H169V151H168ZM170 153H172V152H170ZM174 153H176V152H174ZM183 153H184V152H183ZM192 153H193V152H191L189 156L193 155L195 152H194L193 154H192ZM28 154H29V153H27V155H28ZM41 154H42V153H41ZM41 154H39L40 156H39L38 154H37V155H38L39 157H42ZM73 154H74V153H73ZM80 154H81V153H80ZM87 154H88V152H87ZM87 154H86V155H87ZM105 154H106V153H105ZM109 154H111V153H109ZM114 154H115V153H114ZM114 154H113V156H114ZM143 154H144V153H143ZM149 154H150V153H149ZM188 154H189V153H188ZM188 154H187L186 156H188ZM21 155H22V154H21ZM31 155H33V154H31ZM31 155H30V156H31ZM34 155H36V154H34ZM37 155H36V156H37ZM65 155H66V153H65ZM88 155H89V154H88ZM118 155H119V154H118ZM118 155H116V156H118ZM166 155H168V154H166ZM183 155H184V154H183ZM183 155L181 154V156H183ZM18 156H19V154H18ZM36 156H35V157H36ZM67 156H69V155H67ZM72 156H73V155H72ZM81 156H82V155H81ZM81 156L79 157L80 159L82 158ZM91 156H92V155H91ZM126 156H127V155H126ZM126 156H125V157H126ZM143 156H144V155H143ZM152 156H153V155H152ZM155 156H156V154L154 155V157H155ZM189 156H188V157H189ZM39 157H38V158H39ZM86 157H87V156H86ZM119 157H120V156H119ZM158 157H160V156H158ZM29 158H31V157H29ZM29 158H28V159H29ZM65 158H67V157L65 156ZM83 158H84V157H83ZM83 158H82V159H83ZM122 158H123V157H122ZM182 158H183V157H182ZM182 158H181V159H182ZM76 159H77V158H76ZM80 159H79V160H80ZM124 159H125V158H124ZM145 159H146V158H145ZM149 159H150V158H149ZM154 159H156V158H154ZM166 159H168V158H166ZM70 160H71V158H70ZM74 160H75V159H74ZM74 160H73V161H74ZM77 160H78V159H77ZM146 160H147V159H146ZM182 160H183V159H182ZM0 161H1V160H0ZM63 161H64V160H63ZM73 161H70V162H73ZM75 161H76V160H75ZM75 161H74V162H75ZM88 161L90 162L91 159L88 160ZM126 161H127V160H126ZM151 161H152V162H156V160H155V161H154V160H151ZM151 161H150V162H151ZM184 161L186 162V159H185ZM187 161H188V160H187ZM54 162H55V161H54ZM54 162H53V163H54ZM124 162H125V161H124ZM147 162H148V161H147ZM152 162H151V163H152ZM163 162H164V161H163ZM57 163H59V162L57 161ZM79 163H80V164H79ZM82 163H83V162H81V161L78 162L79 165H81ZM84 163H85V162H84ZM93 163H94V162H93ZM96 163H97V162H96ZM151 163H150V164H151ZM8 164H9V163H8ZM18 164H19V163H18ZM73 164H74V163H73ZM116 164H117V163H116ZM182 164H183V163H182ZM184 164H185V163H184ZM184 164H183V165H184ZM13 165H14V164H13ZM15 165H17V164H15ZM22 165H23V164H22ZM47 165H48V164H46V166H47ZM51 165H52V164H51ZM111 165H112V164H111ZM111 165H110V167H111ZM126 165H127V164H126ZM133 165H134V164H133ZM145 165H146V164H145ZM2 166H3V165H2ZM11 166H12V165H11ZM25 166H26V165H25ZM49 166H50V164H49ZM76 166H78L77 163H76ZM106 166H107V165H105V169H106ZM128 166H129V165H128ZM142 166H144V164H143ZM149 166H152V164L149 165ZM149 166H148V167H149ZM8 167H9V169L12 168V167H10L9 165H8ZM8 167H7V168H8ZM47 167H48V166H47ZM47 167H46V168H47ZM58 167H59V166H58ZM67 167H69V166L67 165ZM82 167H83V166H82ZM94 167H95L96 169H97V167H99V169H100V173H102V171H101V167H100V166H94ZM107 167H108V166H107ZM110 167H109V169H110ZM140 167H141V166H140ZM13 168H14V167H13ZM19 168H20V166H19ZM46 168H45V169H46ZM55 168L57 169V167H54V168H52V169H54V171H57ZM78 168H80V167H78ZM95 168H94V169H95ZM120 168H121V167H120ZM124 168H125V165H124ZM133 168H134V167H133ZM137 168H138V167H137ZM145 168H146V167H145ZM167 168H168V167H167ZM170 168H171V167H170ZM5 169H6V168H5ZM5 169H3V171H4ZM9 169H8V170H9ZM16 169H17V168H16ZM38 169H39V168H38ZM41 169H42V168H41ZM61 169H62V168H61ZM71 169H72V168H71ZM94 169H93V170L91 169V172H90L91 174H88L89 176L92 175V174L95 172ZM105 169H104V171H105ZM131 169H132V168H131ZM131 169H130V170H131ZM138 169H139V168H138ZM141 169H144V168H141ZM146 169H147V168H146ZM146 169H145V170H146ZM151 169H152V167H151ZM8 170H6V171H8ZM42 170H43V169H42ZM66 170H67V169H66ZM74 170H75V169H74ZM76 170H77V169H76ZM82 170H83V169H82ZM84 170H85V169H84ZM87 170H88V169H87ZM126 170H127V169H126ZM133 170H134V169H132V171H133ZM30 171H31V170H30ZM30 171H29V172H30ZM34 171H36V170H34ZM39 171H40V170H39ZM39 171H38V172H39ZM54 171H53V172H54ZM60 171H61V170H60ZM78 171H79V170H78ZM92 171H94V172H92ZM96 171H97V170H96ZM118 171H119V169H118ZM124 171H125V170H124ZM135 171H136V170H135ZM8 172H9V171H8ZM8 172H7V173H8ZM36 172H37V171H36ZM38 172H37V173H38ZM42 172H43V171H42ZM66 172H67V171H66ZM70 172H71V171H70ZM70 172H68V173H70ZM73 172H74V171H73ZM75 172H76V171H75ZM79 172H81V170H80ZM85 172H86V171H85ZM85 172H83V174H84ZM112 172H113V171H112ZM122 172H123V171H122ZM129 172H131V171H129ZM133 172H134V171H133ZM133 172H132V173H133ZM9 173H10V172H9ZM27 173H28V172H27ZM56 173H57V172H56ZM60 173H61V172H60ZM63 173H64V175L67 174V173H65V172H63ZM100 173H99V174H100ZM104 173H105V172L102 173L103 176H104ZM114 173H115V172H114ZM116 173H119V172H116ZM116 173H115V174H116ZM123 173H124V172H123ZM134 173H135V172H134ZM134 173H133V174H134ZM33 174H34V173H33ZM35 174H36V173H35ZM43 174H44V173H43ZM48 174H49V173H48ZM71 174H72V173H71ZM80 174H81V173H80ZM80 174H79V175H80ZM106 174H107V172H106ZM109 174H110V172H109ZM121 174H122V173H121ZM125 174H127V171H125ZM135 174H136V173H135ZM138 174H139V172H138ZM140 174H141V173H140ZM144 174H145V172H144ZM31 175H32V174H31ZM50 175H51V174H50ZM75 175L77 176V174H75ZM79 175H78L77 177H79ZM81 175H82V174H81ZM81 175H80V176H81ZM118 175H119V174H118ZM118 175H117V176H118ZM123 175H124V174H123ZM136 175H137V174H136ZM141 175H142V174H141ZM68 176H69V174H68ZM82 176H83V175H82ZM103 176H101V177H103ZM110 176H111V178H112V175H111V174H110ZM121 176H122V175H121ZM124 176H125V175H124ZM126 176H127V175H126ZM129 176H130V175H129ZM129 176H128V178H129ZM139 176H140V175H139ZM139 176H138V177H139ZM147 176H148V175H147ZM147 176H146V177H147ZM245 176H246V175H245ZM11 177H12V179H14L13 176H11ZM41 177H42V176H41ZM72 177H73V175H72ZM72 177H71V178H72ZM92 177L94 178L93 175H92ZM98 177H100V175H99ZM98 177L96 176V178H98ZM106 177H107V176H106ZM35 178H36V176H35ZM57 178H59V177H57ZM71 178H70V179H71ZM81 178H82V177H81ZM96 178H95V179H96ZM104 178H105V176H104ZM113 178L115 179V177H113ZM116 178H117V177H116ZM119 178H120V176H119ZM126 178H127V177H126ZM126 178H121V179L126 180ZM132 178H133V177H132ZM140 178H141V177H140ZM140 178H139V179H140ZM142 178H143V177H142ZM148 178H149V177H148ZM150 178H151V177H150ZM161 178H162V177H161ZM0 179H1V178H0ZM5 179H6V178H4L3 180H5ZM8 179H9V178H8ZM8 179L6 180V183H8ZM47 179H49V178H47ZM51 179H52V178H51ZM65 179H66V178H65ZM68 179H69V178H68ZM105 179H106V178H105ZM121 179H120V180H121ZM232 179H233V177H232ZM10 180H11V179H10ZM33 180H34V179H33ZM44 180H45V179H44ZM71 180H72V179H71ZM107 180H108V179H107ZM127 180H128V179H127ZM134 180H136V179H134ZM149 180L152 181V179H149ZM157 180H158V179H157ZM11 181H12V180H11ZM34 181L36 182V179H35ZM34 181H33V182H34ZM122 181H123V180H122ZM153 181H156V180H153ZM159 181H160V180H159ZM163 181H165V179H164ZM44 182H45V181H44ZM48 182H49V181H48ZM77 182H78V181H77ZM129 182H130V181H129ZM131 182H133V181H131ZM131 182H130V183H131ZM49 183H50V182H49ZM105 183H106V182H105ZM130 183H129V184H130ZM143 183H145V182H143ZM107 184H108V183H107ZM107 184H105V186H106ZM109 184H110V183H109ZM109 184H108V185H109ZM122 184H123V183H122ZM141 184H142V183H141ZM154 184H155V183H154ZM196 184H197V183H196ZM8 185H10V184H8ZM58 185H59V184H58ZM60 185H61V184H60ZM60 185H59V186H60ZM99 185H100V184H99ZM103 185H104V184H102V186H103ZM112 185H113V184H112ZM115 185H117V184H115ZM130 185H133V184H130ZM142 185H144V184H142ZM151 185H153V183H152ZM151 185H150V186H151ZM159 185H160V184H159ZM159 185H156V186L159 187ZM204 185H205V184H204ZM13 186H15V185H13ZM82 186H83V185H82ZM82 186H78L77 188H80V187H82ZM89 186L92 187L93 185H89ZM89 186H87L88 189H89ZM95 186H96V185H95ZM126 186H129V185H126ZM126 186H125V187H126ZM133 186H135V185H133ZM133 186H132V188H133ZM146 186H147V185H145V187H146ZM161 186H162V185H161ZM161 186H160V187H161ZM199 186H200V185H199ZM199 186H197V187H199ZM1 187H2V184H1ZM8 187H9V186H8ZM57 187H58V186H57ZM99 187H100V186H99ZM110 187H112V186L110 185ZM125 187H124V190H125ZM201 187H202V185H201ZM20 188H21V187H20ZM32 188H33V187H32ZM41 188H42V187H41ZM74 188H75V187H74ZM74 188H73V189H74ZM83 188H84V187H83ZM83 188H82V189H79L78 193H80V190H81V194H82V190H83V192H84V189H83ZM93 188H94V187H93ZM116 188H117V187H116ZM137 188L139 189V187H137ZM143 188H144V187H143ZM254 188H255V187H254ZM70 189H71V187H70ZM86 189H87V188H86ZM107 189H108V188H107ZM126 189H127V188H126ZM199 189H200V188H199ZM202 189H203V188H202ZM206 189H207V188H206ZM212 189H213V188H212ZM2 190H3V189L1 188V191H2ZM35 190H36V189H35ZM39 190H40V189H39ZM51 190H52V189H51ZM65 190H66V189H65ZM93 190H94V189H93ZM3 191H4V190H3ZM135 191H136V190H135ZM210 191H211V190H210ZM214 191H215V190H214ZM36 192H37V191H36ZM119 192H120V191H119ZM126 192L128 193V191H126ZM140 192H141V191H140ZM212 192H213V191H212ZM1 193H2V192H1ZM1 193H0V196H1ZM31 193H32V192H31ZM60 193H61V192H60ZM60 193H59V194H60ZM71 193H72V191H71ZM116 193H118L117 190H116ZM122 193H124V192H123V189H122ZM122 193H121V194H122ZM133 193H134V192H133ZM25 194H26V193H25ZM130 194H131V192H129V195H130ZM134 194H135V193H134ZM145 194H146V193H145ZM145 194H143L144 197L147 196V195H145ZM202 194H203V193H202ZM39 195H40V194H39ZM53 195H54V194H53ZM55 195H56V194H55ZM83 195H84V193L82 194V196H83ZM116 195H117V194H116ZM116 195H115V196H116ZM118 195H119V193H118ZM118 195H117V196H118ZM29 196H30V195H29V193H28V196L25 197V198L27 199ZM31 196H32V195H31ZM31 196H30V197H31ZM41 196H42V195H41ZM61 196H62V195H61ZM75 196H76V195H75ZM127 196H128V195H127ZM140 196H141V195H140ZM149 196H150V195H149ZM50 197H52V196H50ZM64 197L66 198V196H64ZM113 197H114V196H113ZM136 197L139 198V197H138V193H137V196H136ZM136 197H135V198H136ZM150 197H151V196H150ZM108 198H109V197H108ZM108 198H107V200H108ZM133 198H134V197H133ZM141 198H142V196L140 197L139 200H141ZM5 199H6V198H5ZM29 199H30V198H29ZM45 199L49 200V197H47V198H45ZM74 199H75V198H74ZM122 199H123V198H122ZM130 199H131V198H130ZM213 199H214V198H213ZM15 200H16V199H15ZM15 200H13V202H14ZM20 200H21V199H20ZM50 200L52 201L53 198L50 199ZM78 200H79V199H78ZM123 200H124V199H123ZM135 200H138V199H135ZM9 201H10V200H9ZM73 201H74V200H73ZM75 201H76V200H75ZM80 201H81V200H80ZM105 201H106V200H105ZM126 201H127V200H126ZM128 201H129V200H128ZM132 201H133V200H132ZM142 201H143V200H142ZM168 201H169V200H168ZM10 202H12V201H10ZM20 202H21V201H20ZM20 202H19V203H20ZM36 202H37V201H36ZM47 202L49 203V201H47ZM47 202H46V203H47ZM64 202H65V201H64ZM100 202H101V201H100ZM124 202H125V201H124ZM124 202H123V203H124ZM130 202H131V201H130ZM138 202H140V201H138ZM145 202H146V201H145ZM1 203H2V202H1ZM5 203H6V202H5ZM27 203H28V201H27ZM43 203H44V202H43ZM66 203H68V202H66ZM69 203H70V202H69ZM69 203H68V204H69ZM77 203H78V202H77ZM83 203H84V202H83ZM93 203H95V202H93ZM125 203H126V202H125ZM133 203H135V202H131V206H132ZM136 203H137V202H136ZM143 203H144V202H143ZM148 203H149V202H148ZM215 203H216V202H215ZM218 203H219V202H218ZM14 204L16 205V203H14ZM21 204H22V203H20V204H18V205H21ZM35 204H36V203H35ZM38 204H39V203H38ZM61 204H62V203H61ZM73 204H74V203H73ZM102 204H104V203H102ZM106 204H107V203H106ZM126 204H127V203H126ZM128 204H129V203H128ZM137 204H138V203H137ZM139 204H140V203H139ZM198 204H199V203H198ZM206 204H207V203H206ZM211 204H212V203H211ZM11 205H12V204H11ZM15 205H14V206H15ZM40 205H41V204H40ZM71 205H72V202H71ZM75 205H76V204H75ZM80 205H81V204H80ZM90 205L92 206V204H90ZM95 205H96V204H95ZM95 205H94V206H95ZM119 205H120V204H119ZM121 205H123V204H121ZM144 205H145V204H144ZM208 205H209V204H207V207H208ZM8 206L10 207V205H8ZM32 206H33V205H32ZM37 206H38V205H37ZM37 206H35V207H37ZM42 206H43V205H42ZM42 206H41V207H42ZM63 206H64V205H63ZM65 206H66V205H65ZM72 206H74V205H72ZM82 206H83V205H82ZM84 206H85V205H84ZM98 206H99V205H98ZM100 206H101V203H100ZM106 206H107V205H106ZM127 206H129V205H127ZM127 206H126V208H127ZM134 206H135V205H134ZM195 206H196V205H195ZM197 206H198V205H197ZM211 206H212V205H210V207H211ZM9 207H7V208H5V209L8 210ZM15 207H16V206H15ZM22 207H23V206H22ZM27 207H28V206H27ZM35 207H34V209H35ZM44 207H47V205L44 206ZM58 207H59V206H58ZM66 207H67V206H66ZM66 207H65V208H66ZM85 207H86V206H85ZM137 207H138V206H137ZM202 207H204V205H202ZM213 207H214V206H213ZM213 207H212V208H213ZM10 208H11V207H10ZM12 208H13V206H12ZM24 208H26V207H24ZM88 208H90V207H88ZM96 208H97V207H96ZM99 208H100V207H99ZM122 208H123V207H122ZM128 208H129V207H128ZM128 208H127V210H128ZM131 208H133V207H130V209H131ZM134 208H135V207H134ZM144 208H145V207H144ZM204 208H205V207H204ZM208 208H209V207H208ZM208 208H207V209H208ZM212 208H211V209H212ZM214 208H215V207H214ZM216 208H217V207H216ZM13 209H14V208H13ZM20 209H21V208H20ZM27 209H28V208H27ZM27 209H26V210H27ZM39 209H41V208H39ZM59 209H60V208H59ZM61 209H63V208L61 207ZM86 209H87V207H86ZM86 209H85V210H86ZM130 209H129V210H130ZM137 209H139V208H137ZM7 210H6V211H7ZM9 210H10V209H9ZM31 210H33V209H31ZM35 210H37V209H35ZM85 210H84V211H85ZM88 210H89V209H88ZM95 210H96V209H95ZM123 210H124V208H123ZM131 210H132V209H131ZM135 210H136V208H135ZM217 210H218V209H217ZM12 211H13V210H12ZM14 211L16 212L15 209H14ZM17 211H18V210H17ZM84 211H83V212H84ZM97 211H98V210H97ZM124 211H125V210H124ZM3 212H4V211H3ZM10 212H11V211H10ZM15 212H14V213H15ZM36 212H37V211H36ZM60 212H61V210H60ZM76 212H77V211H76ZM86 212H87V211H85V213H86ZM112 212L114 213L115 211H112ZM118 212H119V210H118ZM118 212H116V213H118ZM125 212H126V211H125ZM206 212H207V211H206ZM14 213H13V214H14ZM77 213H78V212H77ZM85 213H84L85 216H84L82 213H81V214H82L86 219H87V217L89 218V216L86 217V214H85ZM151 213H152V212H151ZM151 213H150V214H151ZM5 214H6V213H5ZM5 214L3 213V216H4ZM24 214H25V215L28 214V216H30L32 213H31V214H29V213H27V214L24 213ZM37 214H38V212H37ZM37 214H36V215H37ZM47 214H48V213H47ZM74 214H75V213H74ZM88 214H89V213H88ZM118 214H119V213H118ZM219 214H220V211L218 212V215H219ZM44 215H45V214H44ZM49 215H50V214H49ZM66 215H67V214H66ZM114 215H115V213H114ZM61 216H62V215H61ZM115 216H116V215H115ZM183 216H184V214H183ZM221 216H222V215H221ZM30 217H31V216H30ZM33 217H35V216H33ZM48 217H49V216H48ZM64 217H65V216H64ZM64 217H63V219H64ZM138 217H139V216H138ZM38 218H39V217H38ZM46 218H47V217H46ZM71 218L74 219V217H71ZM77 218H78V217H77ZM142 218H143V216H142ZM32 219H33V218H32ZM36 219H37V217H36ZM40 219H41V218H40ZM61 219H62V217L59 218L60 221H61ZM63 219H62V221H63ZM86 219H85V221H86ZM91 219H92V218H91ZM132 219H133V218H132ZM137 219H139V218H137ZM172 219H173V218H172ZM172 219H171V220L168 219V221H171V222H172ZM25 220H26V222L28 221L27 219H25ZM30 220H31V218L29 219V221H30ZM41 220H42V219H41ZM41 220H39V221L41 222ZM45 220H46V219H44V217H43V221H44V222H46ZM65 220L68 221V218L65 219ZM69 220H71V219L69 218ZM76 220H77V219H76ZM76 220H75V221H76ZM29 221H28V222H29ZM33 221H35V220H32L31 222H33ZM37 221H38V220H37ZM60 221H59V222H60ZM67 221H66V223H67ZM149 221H150V220H149ZM131 222H132V221H130L129 223L132 224ZM138 222H139V220H138ZM141 222H142V221H141ZM141 222H140V223H141ZM147 222H148V221H147ZM150 222H152V221H150ZM150 222H149V223H150ZM29 223H30V222H29ZM56 223H57V222H56ZM62 223H63L64 225L66 224V223H64V222H62ZM62 223H61V224H62ZM70 223H71V222H70ZM90 223H91V222H90ZM92 223H93V222H92ZM133 223H134V222H133ZM140 223H139V224H140ZM149 223H148V225H149ZM155 223H156V221H155ZM163 223H166V222H163ZM168 223H169V222H168ZM172 223H173V222H172ZM59 224H60V223H59ZM61 224H60V225H61ZM63 224H62V225H63ZM67 224H68V223H67ZM73 224H74V223H73ZM73 224H71V225H73ZM86 224H87V223H86ZM130 224H129V225L126 224V225H127L128 227H130ZM219 224H220V223H219ZM6 225H7V224H6ZM64 225H63V226H64ZM74 225H75V224H74ZM74 225H73V226H74ZM78 225H79V224H78ZM132 225H134V224H132ZM132 225H131V226H132ZM148 225H147V226H148ZM155 225H156V224H155ZM173 225H174V224H173ZM16 226H17V225H16ZM65 226H66V225H65ZM86 226H87V225H86ZM99 226H100V225H99ZM151 226H152V225H151ZM68 227H69V224H68ZM94 227H95V226H94ZM97 227H98V226H97ZM70 228H71V229L74 228L73 230H75L77 227H76V228H75V227H70ZM99 228H100V227H99ZM10 229H12V228H10ZM14 229H15V228H14ZM19 229H20V228H19ZM22 229H23V228H22ZM25 229H26V228H25ZM59 229H60V228H59ZM59 229H58V230H59ZM97 229H98V228H97ZM20 230H21V229H20ZM58 230H57L56 232H57V235L59 236V235H61V234L58 233ZM62 230H65V228H64V229L61 228L60 231H62ZM90 230H91V229H90ZM95 230H96V229H95ZM99 230H100V229H99ZM103 230H104V229H103ZM103 230H102V232H103ZM148 230H149V229H148ZM9 231H11V230H9ZM12 231H13V230H12ZM17 231H18V230H17ZM17 231H16V232H17ZM22 231H23V230H22ZM66 231H67V230H66ZM66 231H63V233H64V232L66 233ZM84 231H85V230H84ZM93 231H94V230H93ZM100 231H101V230H100ZM54 232H55V231H54ZM56 232H55V233H56ZM73 232H74V231H73ZM73 232H72V230H71V233H73ZM85 232H86V231H85ZM95 232H96V231H95ZM105 232H106V231H105ZM21 233H22V232H21ZM26 233H27V232H26ZM55 233H54V234H55ZM63 233H62V234H63ZM69 233H70V232H69ZM69 233H68V234H69ZM74 233H75V232H74ZM74 233H73V234H74ZM82 233H83V232H82ZM86 233H87V232H86ZM106 233H107V232H106ZM106 233H104V234H106ZM19 234H20V233H19ZM27 234L29 235V233H27ZM30 234L32 235V233H30ZM66 234H67V233H66ZM66 234H63V235H65V237H67ZM68 234H67V235H68ZM118 234H119V233H118ZM118 234H117V235H118ZM213 234H214V233H213ZM23 235H24V233L22 234V236H23ZM34 235H37V234L34 233ZM81 235H82V234H81ZM117 235H116V238H117ZM122 235H123V233H122ZM142 235H143V234H142ZM6 236H7V235H6ZM41 236H42V235H41ZM61 236H62V235H61ZM68 236L70 237V234H69ZM101 236H102V235H101ZM103 236H104V235H103ZM138 236H139V235H138ZM138 236H137V237H138ZM145 236H146V234H145ZM1 237H2V236H1ZM39 237H40V236H39ZM42 237H43V236H42ZM44 237H45V236H44ZM69 237H68V238H69ZM79 237H80V235H79ZM79 237H78V238H79ZM107 237H108V236H107ZM112 237H113V235H112ZM118 237H119V236H118ZM128 237H129V236H128ZM137 237H134V238H137ZM5 238H7V237H5ZM8 238H9V237H8ZM15 238H16V237H15ZM62 238H63V237H62ZM110 238H111V237H110ZM120 238H121V237H120ZM120 238H119V239H120ZM132 238H133V237L130 238V241L132 240ZM9 239H10V238H9ZM20 239H21V238H20ZM59 239H60V238H59ZM71 239H72V238H71ZM73 239H74V238H73ZM126 239H127V238H126ZM143 239H144V238H143ZM2 240H3V239H2ZM7 240H8V239H6V241H7ZM14 240H15V242H16V239H14ZM22 240H24V239H21L20 241H22ZM61 240H62V239H61ZM61 240H60V241H61ZM63 240H64V239H63ZM69 240H70V239H69ZM87 240H88V239H87ZM87 240H86V241H87ZM94 240H95V239H94ZM114 240H115V238H114ZM146 240H147V239H146ZM6 241L4 242V240H3L4 243H6ZM20 241H19V243H21V244L24 242V241H23V242H20ZM78 241H79V240H78ZM102 241H103V240H102ZM116 241H117V240H116ZM121 241H122V240H121ZM128 241H129V239H128ZM149 241H150V240H149ZM149 241H148V242H149ZM9 242H11V240H10ZM9 242H8V244H6V245H9ZM37 242H38V241H37ZM63 242H64V241H63ZM66 242H67V241H66ZM70 242H71V241H70ZM70 242H69V243H70ZM91 242H93V240H92ZM91 242H90V243H91ZM113 242L115 243V241H112V243H113ZM134 242H135V241H134ZM13 243H14V242H13ZM61 243H62V242H61ZM71 243H73V242H71ZM71 243H70V244H71ZM119 243H120V242H119ZM126 243H127V242H126ZM137 243H138V242H137ZM143 243H144V242H143ZM62 244H63V243H62ZM74 244H76V243H74ZM80 244H83V246H84V243H80ZM138 244H139V243H138ZM148 244H151V243H148ZM6 245H4V246H6ZM11 245L13 246L12 243L10 244V246H11ZM16 245H18V247H19L20 244H16ZM40 245H41V244H40ZM42 245H43V244H42ZM67 245H68V244H67ZM92 245H93V243H92ZM116 245H118V243H117ZM116 245H115V246H116ZM125 245H126V244H125ZM130 245H131V244H129V247H130ZM145 245H146V244H145ZM154 245H155V244H154ZM2 246H3V245H2ZM2 246H1V247H2ZM12 246H11V248H12ZM34 246H35V245H34ZM68 246H69V245H68ZM68 246H67V247H68ZM71 246H72V245H71ZM83 246L81 245L80 247H83ZM85 246H86V245H85ZM85 246H84V247H85ZM87 246H88V244H87ZM119 246H120V244H119ZM123 246H124V245H123ZM123 246H122V249H123ZM150 246L152 247V245H150ZM1 247H0V248H1ZM15 247H17V246H15ZM35 247L39 248V246H35ZM41 247H42V246H40V248H41ZM65 247H66V246H65ZM65 247H64L63 249H65ZM75 247H76V245H75ZM93 247H94V246H93ZM117 247H118V246H117ZM127 247H128V246H127ZM37 248H36V249H37ZM78 248H79V247H78ZM119 248H120V247H119ZM125 248H126V247H125ZM149 248H150V247L147 248L148 251H149ZM15 249H16V248H15ZM15 249H14V250H15ZM59 249H60V248H59ZM59 249H57L56 251H58ZM67 249H69V247H68ZM75 249H76V248H75ZM82 249H83V248H82ZM127 249H128V248H127ZM145 249H146V248H145ZM147 249H146V251H147ZM5 250H6V249H5ZM12 250H13V249H11V251H12ZM34 250H35V248H34ZM54 250H55V249H54ZM73 250H74V249H73ZM115 250H116V249H115ZM117 250H118V249H117ZM151 250H152V248H151ZM3 251H4V250H3ZM46 251H47V250H46ZM51 251H52V253H53V250H51ZM56 251H55V253H56ZM63 251H64V250H63ZM69 251H70V250H69ZM71 251H72V250H71ZM78 251H79V250H78ZM78 251H77V252H78ZM82 251H83V250H82ZM113 251H114V250L112 249V252H113ZM146 251H145V252H146ZM148 251H147V254H148L149 252H151V251H149V252H148ZM153 251H154V250H153ZM153 251H152V252H153ZM196 251H197V250H196ZM47 252H48V251H47ZM66 252H67V251H66ZM110 252H111V249H110ZM4 253H5V251H4ZM12 253H13V252H12ZM52 253H51V254H52ZM58 253H60V252H58ZM85 253H87V252H85ZM114 253H115V252H114ZM7 254H9V253H7ZM7 254H5V255L7 256ZM64 254H65V253H64ZM87 254H88V253H87ZM87 254H85V255H87ZM118 254H119V253H118ZM145 254H146V253H145ZM59 255H60V254H59ZM184 255H185V254H184ZM3 256H4V254H3ZM3 256H2V257H3ZM79 256H80V254H79ZM81 256H83V255L81 254ZM52 257H53V256H52ZM86 257H87V256H86ZM3 258H4V257H3ZM3 258H2V259H3ZM14 258H15V257H14ZM16 258L19 259L18 257H16ZM20 258H21V257H20ZM23 258H24V257H23ZM23 258H22V260H23ZM66 258H67V257H66ZM17 259H16V262H17ZM44 259H45V258H44ZM82 259H83V258H82ZM82 259H81V260H82ZM84 259H85V258H84ZM84 259H83V260H84ZM20 260H21V259H20ZM20 260H19V262H20ZM24 260H25V259H24ZM27 260H28V259H27ZM50 260H51V258H50V259L48 258V260H47V264H48V262H49ZM83 260H82V262H83ZM127 261H128V260H127ZM0 262H1V261H0ZM9 262H10V261H9ZM25 262H26V260L24 261V263H25ZM27 262H28V261H27ZM38 262H40V261H38ZM119 262H121V261H119ZM14 263H15V262H14ZM28 263H29V262H28ZM31 263H32V261H31ZM43 263H46V262H43ZM49 263H50V262H49ZM117 263H118V262H117ZM1 264H2V263H1ZM81 264H82V263H81Z\"/></svg>", "mask_w": 264, "mask_h": 264}]
</instances>
